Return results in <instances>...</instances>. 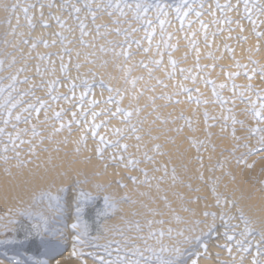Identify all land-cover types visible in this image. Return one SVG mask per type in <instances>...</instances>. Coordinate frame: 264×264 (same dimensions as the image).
Returning a JSON list of instances; mask_svg holds the SVG:
<instances>
[{"label": "bare ground", "instance_id": "6f19581e", "mask_svg": "<svg viewBox=\"0 0 264 264\" xmlns=\"http://www.w3.org/2000/svg\"><path fill=\"white\" fill-rule=\"evenodd\" d=\"M77 1L79 0H1L0 3V19L4 25L5 28H9L6 29L8 30V36L5 38L6 42L11 43L10 47H14V46H18V50L11 55V59L17 61L20 65L17 66V68H24L22 71H24L25 73H27V75L29 76L28 80L29 81V85H33L35 88L32 89L30 92L28 91L26 94V87L24 91V85H23V91L25 92V94L28 96V101H26L27 98H24V100L26 102L25 105H23L22 107L18 108L19 106L17 104L20 103V101L22 100L23 97H25L24 95H18V99L16 101L7 102V99L9 96H11L13 90H18L17 88L19 87H13L15 89L13 90H9L6 95H3L4 97L0 100V129H3V132L0 133V215L2 217V214H8L6 213L8 210L11 211V209H14V207L18 206L20 207L21 205V198L19 197V192H17L19 189H21L24 192L23 189V185H27L28 186V178L27 180H18L19 176V166L20 162H16V161H6V157L8 156L10 159L13 155H17V157L19 156V159H29L31 157H35L34 155H36V153L44 150V149H49L47 151H51L54 147H56L59 143V141L63 140L64 138H67L65 134H63V131L56 133V128L59 127V125L61 123H71L72 122V113L76 114V123L72 124V127L70 128L69 131H71V136L70 138H74V137H78L80 138L81 135H85L83 133L85 124L89 125V127H91L92 125H96L99 126L100 124L105 125L107 127H111L113 128L116 127L117 129H119L120 131V135L121 137H119V144H123L127 146V149L129 150L127 153V155L129 156L130 153L135 152V150H132L131 145L134 143V141L136 140V137H140V133H142V131L139 133L138 130V124H134V119L136 117H132V115L130 117H126L125 115H121L119 113H117L115 116L112 115V113H116L117 111V106L120 105V97H122L121 95H119V97L117 98V100L115 102H110L109 101H105L101 100V94L100 92H102L101 90L99 91L96 86V88H92V89H88L84 92H89V98L86 102H82L79 104H76L75 101H77L80 98V92L79 90H77L76 86L73 88L71 87L72 85H70L71 83L73 84V80L78 81L76 79H74V76L76 75L75 72L76 71H81L83 74L88 73V72H93L91 73L89 76V78H91V82H93L92 80L96 79V72L97 70L92 71L89 70L90 66L92 68L93 65H95L94 63L92 65L89 66L88 61L87 60H83L87 57H96L97 55V51L100 50V48H102L104 46V44H106L105 41H103L102 39L105 37H107L108 41L109 40H113L115 39L116 35V31H118L116 28V26H110L107 28V31L110 30V32L106 31V29L99 27L100 23L103 22L105 23L104 20V16H110L109 13L112 12V10L107 9V2L104 0H97L98 2L94 3L92 2V0H81L80 4H77ZM94 1V0H93ZM111 1V0H110ZM109 1V2H110ZM114 1V0H113ZM244 1V5H240L239 0H188L187 3L184 2V0H179L175 6H169L167 3L165 2H161L159 4L158 7V14L157 12H153L155 14H157L156 16H153L152 14H148L146 19V22H152L153 20H157L155 21V23H151L150 25H148L144 30L142 31H138L137 27H132V29L130 31H133L132 35H133V39L135 40V44L132 45L133 42H128L126 44V46L124 48H118L116 51L117 52H121V51H126V52H131L132 57L127 61V63H125L124 69L122 70V75L125 74L126 75H130L129 76V80L127 81V83L125 84L124 88L122 90H119L116 87L115 91H121L120 93H127L128 95H130L132 92H136V91H140V82L139 85H137L136 87H134V82L136 80H138L139 78L142 79V77L140 76V74H142L143 72L147 73L146 77H144V79H148L149 76L153 75V78H157L159 80V82L161 83V87L156 89L154 87V89L158 92H163V94L165 95L167 92L166 87H168L167 83H168V79H171V81H176L179 79H176L177 77V73L176 70L178 69V71H186L187 73V64L189 63L188 61L191 60L189 59L191 52L193 55H197L200 54V52L205 49V51L208 50V53H215V58L212 55L211 57V62H209L208 68L206 67V72L205 73H209V71H212L214 75L219 76L220 78H217L215 80V85L217 86L218 90L220 91L221 89H219L220 85H226V87L230 86L229 80L228 83L227 81L224 82V79L227 76H234L235 79H232L231 81H233L232 83H234L233 85H238V87H243V83L241 82L242 80H240L234 70V67H231L229 65H233V63L230 64V62L228 64H226V56H222L223 53V49L221 44H228L229 48L228 51L230 50L231 53L233 52V54H235V58L239 59L242 58H254L253 60L255 61H259L260 62V66H263V70H264V52H263V48L260 47L264 46V2L262 0H243ZM112 2V1H111ZM111 2L109 3V5L111 4ZM119 2H121L119 0ZM167 2V1H166ZM10 4L11 8L8 11H5V6L6 4ZM124 3L123 1L120 3L122 4ZM82 4H85L87 7L86 10H81V6ZM113 9L115 10V8L118 7L117 4L118 0H116L115 2H113ZM119 4V7H120ZM127 4V3H125ZM174 4V3H173ZM158 5V4H157ZM216 5H220V7H216ZM225 5H229V7L225 8ZM124 6V4H123ZM122 6V7H123ZM127 6H130L127 5ZM121 7V8H122ZM126 7V6H125ZM83 8V7H82ZM118 10L116 15L110 16V18L112 20H116V19H123V18H133L134 13L128 11L129 15L123 14L124 10ZM14 9V11H13ZM84 9V8H83ZM100 9H103V11H101ZM118 9V8H117ZM96 12V15H103V17H97L96 20L92 21V16H95L94 13H91V11ZM86 12V13H85ZM199 12L200 15L199 17H197L196 13ZM5 13L4 16H1ZM176 13H181L182 18L178 21V23H175L174 16ZM185 13H188L185 16ZM20 14V15H19ZM87 14V15H86ZM112 15V14H111ZM159 15V17L157 18V16ZM144 20V19H141ZM181 21H183V26L181 25ZM185 21V22H184ZM230 21V22H229ZM23 25H17L19 23H22ZM163 23V29L160 26V23ZM44 25H47V27H44ZM23 27V28H22ZM79 28V29H78ZM3 29V28H2ZM27 29H30L31 31L29 32ZM43 29V31H41ZM27 30V31H26ZM160 30H163V33L160 32ZM253 31L256 32V35H260L261 36V40H257L255 38V35H253ZM46 32V33H45ZM215 32L216 34H218V37H215ZM44 33V34H43ZM131 33V32H130ZM129 33V34H130ZM126 34V33H124ZM128 34V33H127ZM128 34V35H129ZM164 35L165 37V41L166 43H168L169 41H171V46L172 48H169V50L174 49L173 51L169 52L168 55L164 56L163 54L166 53L161 49V44L159 42V35ZM239 34V35H238ZM127 35V36H128ZM131 35V34H130ZM135 35V36H134ZM15 36L14 39H12ZM161 38V37H160ZM124 40V38H123ZM187 41V46H183L184 44L181 45V41ZM107 41V40H106ZM118 41V40H117ZM40 42V43H39ZM114 42V41H113ZM112 42V44H113ZM184 43V42H183ZM261 43V44H260ZM41 45H48L49 47V51L52 52L50 56L46 57L45 60L42 61L41 57L42 53L44 52L42 46L38 47ZM111 44V43H110ZM119 44V43H117ZM180 44V45H179ZM186 44V42H185ZM33 45H35V47H33ZM63 45L65 47H67V49L69 50V55L65 56L64 55V48ZM108 46V44H107ZM116 46V45H115ZM118 46V45H117ZM225 46V45H224ZM44 47V46H43ZM160 47V48H159ZM177 47V48H176ZM247 47H254L253 49H255L257 47L256 50H250V52H247ZM258 47H260L258 49ZM42 48V49H41ZM104 48V47H103ZM114 48V47H113ZM116 48V47H115ZM152 48L149 53V49ZM159 48V50L161 49L162 53L159 52H155L157 49ZM163 48H165L163 46ZM106 48H104L103 51H105ZM251 49V48H250ZM16 50V49H15ZM64 51V52H63ZM176 51V52H174ZM212 51V52H211ZM99 52V51H98ZM125 52V53H126ZM188 52V53H186ZM104 53V52H103ZM173 53V55H171ZM178 53H186L184 55L187 56V54H189V57L187 58H180V63H179V68H175L173 67V64H170L169 61L173 62V57H177L180 55H177ZM227 53V51H226ZM99 55V54H98ZM163 55V56H162ZM201 55H203L201 53ZM208 55V54H207ZM228 55V54H227ZM230 55V54H229ZM103 56V55H102ZM192 56V55H191ZM194 56V58H195ZM200 55L196 56L199 57ZM206 56V55H205ZM175 57V58H176ZM203 57V56H202ZM93 58H91L93 60ZM99 58V57H98ZM97 58V59H98ZM105 58V57H104ZM193 58V61H194ZM195 58V60L197 61V59ZM234 58V55H233ZM10 59V58H9ZM11 59L9 61H11ZM77 59V60H76ZM89 59V58H88ZM90 59V60H91ZM101 59V58H100ZM106 59V58H105ZM209 59V58H208ZM71 60H76L79 62L77 63V67H72L74 66L73 63H69V61ZM87 61V63H82L83 61ZM103 60V58H102ZM109 60V59H107ZM188 60V61H187ZM81 61V62H80ZM159 61V63L161 64V66L158 68L156 67L157 63ZM236 61V60H234ZM241 61V62H242ZM42 62V63H41ZM98 62V61H97ZM100 62V61H99ZM104 62V61H103ZM113 62V58L112 61ZM117 62V61H116ZM154 62V64H153ZM175 62V60H174ZM203 62V61H202ZM208 62V61H207ZM232 62V61H231ZM240 62V63H241ZM92 63V62H91ZM102 63V62H101ZM108 63V62H107ZM121 63V61L119 62ZM117 62V65L119 64ZM136 64V67L133 69L134 64ZM150 63V64H149ZM154 66V68H151L150 65ZM156 63V64H155ZM194 63V62H193ZM198 63V62H197ZM204 63V62H203ZM218 63L220 64V67L218 66ZM105 64V63H104ZM142 64L141 66L144 67L145 65H147L145 67L144 71H140L139 67L137 65ZM149 64V67H148ZM190 64H192V62H190ZM226 64V65H225ZM97 65V64H96ZM110 65H113L110 63ZM116 65V63H115ZM116 65V69L117 66ZM120 65V64H119ZM203 65V64H202ZM76 66V65H75ZM176 66V65H175ZM191 65H189L190 67ZM194 66V65H193ZM240 66V65H239ZM22 67V68H21ZM98 67V66H97ZM101 67V64H100ZM98 67V68H100ZM106 67V66H105ZM188 67V68H189ZM236 67V65H235ZM16 68V69H17ZM47 68V71H45V69ZM95 68V69H98ZM109 68V66H108ZM111 68V67H110ZM110 68H109V72H110ZM119 68V67H118ZM237 68V67H236ZM15 69V66H14ZM14 69H11L10 72ZM63 69V71H62ZM103 69V68H102ZM120 69H122L120 67ZM143 69V68H142ZM19 72V69H17ZM15 70V71H17ZM113 70V69H112ZM111 70V71H112ZM195 69H193L194 71ZM204 70V71H205ZM239 70V69H238ZM12 71V72H13ZM102 71V70H100ZM118 71V69H117ZM121 71V70H120ZM189 71H191V69L189 68ZM80 72V73H81ZM99 72V71H98ZM196 70L193 73V76L195 74ZM238 72V71H236ZM20 73V72H19ZM22 73V72H21ZM79 73V72H78ZM81 73V74H82ZM103 73V72H102ZM143 73V74H144ZM191 73V72H190ZM191 73V75H192ZM12 74V73H11ZM13 76L14 78L17 75V73L13 72ZM75 74V75H74ZM119 74V73H118ZM179 74V73H178ZM185 74V72H184ZM184 74H182L184 76ZM26 76L24 74H21V76ZM120 77H122L121 74H119ZM167 75V76H166ZM186 75V74H185ZM196 75V74H195ZM198 75V74H197ZM20 76V79H22L23 77ZM62 76V79H61ZM80 76V75H79ZM87 76V75H85ZM102 76V75H101ZM123 76V77H124ZM144 76V75H143ZM192 76V77H193ZM200 76V77H199ZM27 77V76H26ZM78 77V76H77ZM84 77V76H83ZM99 77V78H98ZM123 77L120 78V81H118V87L122 85L123 82ZM180 77V76H179ZM197 77L201 78V75H198ZM212 77V74L210 76ZM25 78V77H24ZM23 78V79H24ZM76 78V77H75ZM100 77L99 75L97 76L96 81L100 82ZM152 78V77H151ZM185 78V77H184ZM187 78V77H186ZM198 78V80H200ZM203 78V77H202ZM11 79V77H10ZM13 79V78H12ZM9 80L10 82L13 81L15 82V80ZM18 79V78H17ZM19 79V81H20ZM78 79V78H77ZM122 79V80H121ZM128 79V78H127ZM125 79V80H127ZM254 79V78H253ZM140 80V79H139ZM150 80V78L148 79ZM181 80V79H180ZM213 80V79H212ZM255 80V79H254ZM258 80V79H257ZM257 80L255 81V83L257 84V86H259ZM95 81V82H96ZM146 81V80H145ZM214 81V80H213ZM12 82V83H13ZM144 83V81H142ZM152 82V81H151ZM182 82V80H181ZM186 82V81H185ZM201 82V80L199 81V83ZM11 83V84H12ZM78 82H75L74 84H77ZM90 83V82H89ZM97 83V82H96ZM124 83V82H123ZM171 83V82H170ZM231 83V84H232ZM10 84V83H9ZM9 84L7 83V87H9ZM14 84V83H13ZM92 84V83H91ZM91 84H89L91 86ZM142 84V83H141ZM145 84V83H144ZM169 84V83H168ZM173 84V83H171ZM175 84V82H174ZM178 84V83H177ZM198 84V83H197ZM214 84V83H213ZM212 84V85H213ZM27 85V83L25 84V86ZM124 85V84H123ZM183 85V84H182ZM4 87L3 84V89L6 90L7 87ZM30 86V87H31ZM32 86V87H33ZM151 86H154V84ZM170 86V84H169ZM173 86V85H172ZM171 86V88H172ZM180 86V82L179 85L176 87L177 91L178 88ZM203 86V85H202ZM232 86V85H231ZM11 87V86H10ZM29 88V86H27ZM78 87V86H77ZM175 87V86H174ZM184 87V86H183ZM200 86H198V88L195 90V93H197L198 95H202L200 94V90L199 88ZM6 88V89H5ZM142 88V87H141ZM169 88V87H168ZM175 88V89H176ZM182 88V87H181ZM225 88L223 90H225ZM2 89V88H1ZM0 89V90H1ZM12 89V88H11ZM79 89V88H78ZM153 89V87L151 88ZM150 91H153L151 90ZM8 90V89H7ZM51 90L53 91V94L51 93ZM142 90L144 91V89L142 88ZM181 90V89H180ZM244 91V89H239ZM3 91V90H2ZM66 91V93L68 92L69 94H67V97L69 99V101L67 102V104L69 105L73 103L72 107L69 109L70 111L67 113H65L64 115L62 114L60 119L57 120L55 118V113L60 112L59 109L62 108L63 105V101L60 100L59 104H57V101H53V98H59L61 97V94H63V92ZM172 91V90H171ZM170 91V92H171ZM177 91L173 92V100L177 101V107H172V106H167V108L165 109V114L166 112L169 113L171 111H173L174 109L180 108L181 111H186V106H187V97L183 96L182 92L177 93ZM205 91V90H204ZM6 92V91H5ZM19 92V91H17ZM117 92V93H118ZM138 92V93H139ZM157 92V93H158ZM200 92V93H199ZM14 93V92H13ZM48 93H50L49 95H47ZM65 93V92H64ZM82 93V92H81ZM116 93V92H115ZM116 93V94H117ZM137 93V94H138ZM143 93V92H142ZM150 93V92H149ZM155 93V92H154ZM193 92V94H195ZM208 93V92H207ZM1 94V93H0ZM11 94V95H10ZM85 94V93H84ZM136 94V93H135ZM145 95H143L142 99H144V97H146L148 94V92L146 91V93H144ZM153 94V93H152ZM192 96H196L193 95ZM226 94V93H224ZM17 95V94H15ZM82 95V94H81ZM87 95V93L85 94ZM127 95V97H128ZM134 95V94H133ZM140 95V94H139ZM151 95V94H150ZM157 95V94H156ZM158 95H161L158 93ZM168 95H170L168 93ZM207 96V94H205ZM105 96V95H103ZM136 96V95H135ZM141 96V95H140ZM171 96V95H170ZM206 96H201L200 100L204 101L206 98ZM210 96V95H209ZM228 96V95H227ZM139 97V96H138ZM162 100L164 99V97L167 98V96H162ZM229 97V96H228ZM1 98V97H0ZM16 98V96L14 97ZM103 98V97H102ZM124 98V96H123ZM129 98V97H128ZM132 98V96H131ZM136 98V97H135ZM189 98V96H188ZM193 98V97H192ZM195 98V97H194ZM230 98V97H229ZM127 98H125L124 101H126ZM133 99V98H132ZM232 100V98H230ZM22 100V101H24ZM129 100V99H128ZM127 100V101H128ZM139 100V99H138ZM160 100V99H159ZM190 100V99H189ZM197 100V99H196ZM123 101V102H124ZM134 101V100H133ZM143 101V100H141ZM161 101V100H160ZM159 101V102H160ZM169 101V99H168ZM208 102V100H206ZM234 101V100H233ZM130 102V101H129ZM158 103V101H156ZM162 102V101H161ZM195 102V101H194ZM205 102V101H204ZM248 102V101H247ZM250 102V101H249ZM253 101H251L250 103L252 104ZM125 103V102H124ZM122 103V107H124L127 102ZM134 104V102H132ZM155 103V104H157ZM163 103V102H162ZM168 103V102H167ZM170 103V102H169ZM173 103V102H172ZM171 103V104H172ZM198 103V101H197ZM209 103V102H208ZM230 103V100H229ZM40 104L44 105V109H42L39 113V116L36 115V112L33 109L39 108ZM144 104V102H143ZM142 104V105H143ZM203 104V103H202ZM253 104H255L253 102ZM22 104H20L21 106ZM91 105V106H90ZM128 105V104H127ZM126 105V106H127ZM196 105V104H195ZM207 105V104H206ZM213 106V104H211ZM250 105V104H248ZM257 105V104H256ZM129 106V105H128ZM127 106V107H128ZM132 106V108H131ZM135 106V104H134ZM163 106V105H162ZM212 106L209 108L212 109ZM126 107V108H127ZM142 107V106H140ZM153 107H156V105ZM190 107V106H189ZM205 107V106H204ZM215 107V106H214ZM125 108V109H126ZM129 108V107H128ZM131 108V109H130ZM130 110L127 111L128 113L131 112V110L133 111V105H130ZM164 108V107H163ZM207 108V106H206ZM90 111H89V110ZM124 109V108H123ZM149 109V108H148ZM154 108H152L153 111ZM195 109V108H192ZM192 109L191 112H192ZM210 109V110H211ZM217 109V108H216ZM61 110V109H60ZM86 110L89 111V114L87 112V114L84 115V120L83 123H81V118L79 116H81L84 112H86ZM127 110V109H126ZM178 110V109H177ZM189 110V109H188ZM189 110V111H190ZM197 110V109H196ZM209 110V109H208ZM207 110V111H208ZM258 107H256V111L258 112ZM146 111V110H145ZM151 111V109H150ZM214 111V110H211ZM217 111V110H216ZM121 112V111H120ZM161 114V111H159ZM178 112V111H177ZM176 112V113H177ZM221 110L218 111V113H220ZM61 113V112H60ZM63 113V112H62ZM93 113H99L100 115L96 116L95 119H93L92 114ZM124 113V112H123ZM147 114H149V112H145ZM173 116H175V112H173ZM184 113V112H183ZM186 113V117H187V113L189 114L188 111L185 112ZM209 113V112H208ZM214 113V112H213ZM218 113H216L215 115L217 117H219ZM136 114V113H135ZM155 114V112H154ZM159 114V116H160ZM164 114V113H163ZM163 114H161V116L163 117ZM212 114V113H211ZM158 115V114H157ZM172 115V114H171ZM183 115V114H182ZM191 117V114H189ZM188 115V116H189ZM221 115V113H220ZM136 116V115H135ZM149 116V115H148ZM156 116V114H155ZM153 116V117H155ZM165 116V115H164ZM193 116H198V115H193ZM223 116V113H222ZM17 117H19V121H17ZM83 117V116H82ZM151 117V116H150ZM149 117V118H150ZM151 117V118H153ZM167 117V116H165ZM165 117H163L165 119ZM147 118V120L144 121V124L142 129L145 130L146 132L149 133V137H152L154 135V137L156 136V134H165L164 131L166 129H163V127L161 126L162 123L161 121L163 119H158L161 120L158 122V120L156 121H151V118L149 119ZM161 118V117H160ZM174 118V117H173ZM197 118V117H196ZM221 118V117H220ZM218 118V119H220ZM81 119V120H80ZM156 119V118H155ZM154 119V120H155ZM168 119V118H166ZM171 120V117L169 118ZM168 119V122H169ZM187 119V118H186ZM189 119V118H188ZM199 119V118H197ZM201 119V118H200ZM222 119V118H221ZM250 119V118H249ZM136 120V119H135ZM174 120V119H173ZM192 120V119H191ZM217 120V119H216ZM5 121H7V123H5ZM141 121V120H140ZM172 121V120H171ZM177 122V120H175ZM180 121V120H179ZM183 121V120H182ZM180 121V122H182ZM187 121V120H184ZM192 121H196L195 118ZM220 121V120H218ZM223 121V120H222ZM246 121V120H245ZM138 122V121H137ZM136 122V123H137ZM166 122V121H165ZM165 123V124H168ZM193 122V123H194ZM198 121L195 122V124ZM248 122V119H247ZM171 123V122H170ZM187 123V122H186ZM212 123V121L210 122ZM220 123V122H219ZM77 124L79 125V127H77ZM141 124V123H140ZM183 125L185 124L184 122L180 123L179 125ZM209 124V123H208ZM213 124V123H212ZM211 124V125H212ZM222 124V123H221ZM225 124V123H224ZM249 124V122L247 123ZM176 125V123H175ZM181 125V126H182ZM192 125V124H191ZM207 126V124H205ZM218 125V123H217ZM251 125V124H249ZM126 126H129L130 129ZM167 126V125H166ZM174 126V125H173ZM184 126V125H183ZM197 126V131H201L202 132V128L203 126H201V123L199 121V123L196 124ZM214 126V125H213ZM216 126V125H215ZM255 126V125H254ZM253 126V127H254ZM169 127V126H168ZM172 127V126H171ZM193 127V126H192ZM218 126H216L217 128ZM224 127V126H223ZM245 127V126H243ZM67 128V127H66ZM100 128V127H99ZM104 128V127H103ZM167 128V127H166ZM178 128V127H177ZM176 128V129H177ZM187 128V127H186ZM185 130L183 132H181V136L179 137L178 142L174 143L175 146L177 143L181 142L184 143L183 146H181L182 148L180 151L181 156L178 155V153L175 152H170L169 148L167 146V153L163 154L162 152H159L161 150H159L158 152H154L153 150L151 152H149L148 154L145 152V155H139V151H138V155L139 158H141L143 161L141 163L138 164H134L135 166L131 168V170H133V173H137V171L143 170L144 173H147V182H144L146 185L145 189L139 187L140 193L143 195L145 194L146 190V197L147 200H144V205L145 207L148 208L149 212L151 213V219L147 220L148 223H153L154 218L152 216V214L155 213V218L158 217V213H156L155 211L159 210L160 211V215H162V217L167 219V224H166V232L165 234H172V230H179V232L182 230L180 222L178 220V213L182 212L181 217L183 219H187L185 220V223L188 224L189 223V227L191 224L192 229L195 227V223H191L189 219L190 215L192 214V216L195 218L196 223L199 222L200 220L204 219V213L207 212H211V215H215L217 218L216 220L213 222L210 220L209 223L212 224H216V231L213 234L212 238L208 241L203 243L197 253V256H195L193 260L190 259L189 262H187L188 264H251V261L253 259L257 260L260 257H258L259 255L256 254V250L252 251L251 250V254L246 256L244 254V250L239 246V249L237 247V245L240 243L239 241L234 242H229L226 238V235H232L233 233H235L238 229H240L243 226V222H241V220L239 219L240 216H243L245 221H248V219L250 217L253 216L254 214V209L250 208V207H244V203L246 202L247 198L244 196L243 199L240 198V194L238 192H235V190L233 189V186L231 184V182L228 181V177L223 176V169L225 170L224 167H226L228 165V162H230L229 160L231 158H229L230 154H222L220 152L221 149H217L216 152H213V156H212V151L214 150H210L208 143H204V141L199 140L200 146L196 147V146H190L188 147L187 145L189 144L188 139L190 137H187V131L189 130ZM206 128V127H205ZM249 128V127H247ZM246 128V129H247ZM98 129V128H97ZM106 129V128H105ZM103 129V130H105ZM141 129V128H140ZM168 129V128H167ZM175 129V127H174ZM181 128L179 127L178 130H180ZM193 129V128H192ZM251 129H252V125H251ZM254 129V128H253ZM256 129V127H255ZM102 130V129H101ZM102 130V132H99L96 136V140L95 143H97L100 139V137H103V139L107 142V140H110V142H112L111 138L114 136L112 134H104V131ZM113 130V129H112ZM111 130V131H112ZM172 130V129H171ZM193 130V131H196ZM218 130V128H217ZM221 130V129H220ZM223 130V129H222ZM249 130V129H248ZM34 131L36 134H34ZM100 131V130H99ZM173 131V130H172ZM176 131V130H175ZM195 132V133H200V132ZM224 131V130H223ZM245 131V130H244ZM243 131V132H244ZM116 132V131H115ZM178 132V131H177ZM204 132V131H203ZM206 132H208L206 130ZM66 133V132H65ZM205 133V132H204ZM67 134V133H66ZM70 134V133H69ZM68 134V135H69ZM118 134V135H119ZM143 134V133H142ZM220 134V133H219ZM250 134V133H249ZM119 135V136H120ZM152 135V136H150ZM166 135V134H165ZM176 135V134H175ZM189 135V134H188ZM191 135V134H190ZM204 135H208V134H204ZM221 135H224L221 133ZM244 135V134H243ZM247 135V134H246ZM86 141L84 143V146H82L83 151L80 152L83 156V153H89L92 151V149L94 148V146L96 145L93 140L94 138L92 137L91 133L87 134L86 133ZM146 136V135H145ZM173 136V135H168ZM167 136V137H168ZM177 136V135H176ZM226 136V135H225ZM118 137V136H117ZM198 137V136H197ZM202 137V136H201ZM200 137V138H201ZM204 137V136H203ZM208 137V136H207ZM214 137V136H213ZM218 137V136H217ZM222 137V136H221ZM51 138L53 140V142L51 143ZM76 138V141L77 139ZM147 138V137H146ZM146 138H142L143 140L141 141H146ZM164 137L162 136V139ZM171 138V137H170ZM199 138V137H198ZM219 138V137H218ZM215 139L213 144L216 145H220V147H223L221 145H223V143H225L224 141H222L220 138L219 140ZM223 138V137H222ZM226 138V137H225ZM224 138V139H225ZM249 138V137H248ZM151 139V138H150ZM149 139V140H150ZM154 139V138H152ZM152 139L150 142H152ZM161 139V138H160ZM174 139V136H173ZM195 139V138H194ZM204 139V138H203ZM213 139V140H214ZM23 140L25 141V143L20 144V141ZM169 140V139H168ZM197 140V139H196ZM205 140V139H204ZM212 140V139H211ZM221 140V141H220ZM228 140V139H227ZM247 141H249L248 139H246ZM11 141H15V144L19 145V147H16L15 145H13L11 143ZM58 141V142H57ZM71 141V140H70ZM73 141V140H72ZM79 141V139H78ZM140 141V142H141ZM157 141V140H156ZM163 141V140H161ZM165 141V139H164ZM172 141V140H171ZM208 141V140H207ZM226 141V140H225ZM244 141V140H243ZM242 141V142H243ZM62 142V141H61ZM75 142V140H74ZM109 142V141H108ZM107 142V143H108ZM167 142V140H166ZM165 142V143H166ZM188 142V143H187ZM197 142V141H196ZM213 142V141H212ZM246 142V141H245ZM250 142V141H249ZM63 143V142H62ZM68 143V142H67ZM70 143V142H69ZM76 143V142H75ZM80 143V142H79ZM138 143V141H137ZM146 143V142H145ZM187 143V145L185 144ZM192 143V142H191ZM64 144V143H63ZM81 144V143H80ZM110 144V143H108ZM136 144V143H135ZM154 144V143H153ZM156 144V143H155ZM159 144V143H158ZM163 144V142H162ZM168 144V142H167ZM170 144V143H169ZM65 145V144H64ZM143 145V144H142ZM151 145V144H150ZM150 145H147V150H149L148 148L150 147ZM179 145V144H178ZM212 145V144H211ZM228 145V144H227ZM250 145V143H249ZM71 146V144H70ZM69 146V148H70ZM81 146V145H80ZM145 146V145H144ZM149 146V147H148ZM187 146V147H186ZM229 146V145H228ZM227 146V148H228ZM59 147V146H58ZM63 147V146H62ZM60 146V148H62ZM65 147V146H64ZM63 147V148H64ZM157 146H155L154 148H156ZM165 147V145H164ZM163 147V148H164ZM174 147V146H173ZM177 147V146H176ZM175 147V148H176ZM214 147V146H213ZM230 147V146H229ZM264 147V146H263ZM62 148V149H63ZM68 148V149H69ZM81 148V149H82ZM97 148H100L101 150V155H103L102 158L106 157H111L112 158V153H116L118 154V152L121 151H117L118 147L116 148H111V149H106V150H102V148L99 146ZM105 147L103 146V149ZM153 148V149H154ZM174 148V149H175ZM216 148V147H215ZM261 148V146L259 147ZM4 149H7V151H4ZM71 149V148H70ZM69 149V150H70ZM76 149V148H75ZM131 149V150H130ZM165 149V148H164ZM166 149V150H167ZM56 150V149H55ZM61 150V149H60ZM95 150V149H94ZM138 150V148H137ZM146 150V149H145ZM232 150V149H231ZM67 151V149H66ZM65 151V152H66ZM81 151V150H80ZM133 151V152H132ZM163 151V150H162ZM175 151V150H173ZM215 151V150H214ZM46 152V151H45ZM63 152V151H62ZM96 152V151H95ZM143 152V153H144ZM47 153V152H46ZM51 153V152H50ZM59 153V152H57ZM67 153V152H66ZM93 153V152H92ZM40 154V153H39ZM39 154L36 155V157L38 158V156H40ZM52 154V153H51ZM55 154V152H54ZM60 154V153H59ZM73 154V153H72ZM42 155V153H41ZM45 158H46V154H44ZM48 155V154H47ZM50 155V154H49ZM56 155V154H55ZM61 155V154H60ZM67 155V154H66ZM88 155V154H86ZM85 155V156H86ZM131 155V154H130ZM11 156V157H10ZM53 156V155H51ZM68 156H69V152H68ZM76 156V155H74ZM81 156V157H82ZM84 156V157H85ZM92 156V155H91ZM89 156V157H91ZM212 156V157H211ZM35 157V159H36ZM43 157V158H44ZM48 157V156H47ZM54 157V156H53ZM52 157V158H53ZM60 157V156H59ZM58 157V158H59ZM71 157V155H70ZM83 157V158H84ZM88 157V156H87ZM85 157V159L87 158ZM149 157L150 160L148 162H145V158ZM184 157V161H183V169L181 170L179 167H176L174 164L177 161H180L181 158ZM256 157L258 159H263L264 158V152L263 153H259L256 155ZM15 158V157H14ZM44 158V160H46ZM74 158V157H73ZM93 158V157H92ZM91 158V159H92ZM135 156L134 153L133 155H131V159L134 160ZM13 159V158H12ZM17 159V158H16ZM34 159V161H35ZM79 159V158H78ZM84 159V160H85ZM101 159H98L101 160ZM137 159V158H136ZM172 160V162H168V160ZM8 160V159H7ZM15 160V159H14ZM31 160V159H30ZM33 160V158H32ZM42 160V159H41ZM57 160V159H56ZM72 160V159H71ZM70 160V162H71ZM83 160V159H82ZM89 160V159H88ZM108 160V159H107ZM110 160V159H109ZM112 160V159H111ZM114 160V159H113ZM28 161V160H27ZM26 161V162H27ZM33 161V162H34ZM38 161V160H37ZM53 161L54 158H53ZM52 161V162H53ZM92 161V160H90ZM135 161V160H134ZM140 161V160H139ZM234 161V160H233ZM233 161L231 163H233ZM249 161V160H248ZM22 162V161H21ZM48 162V161H47ZM51 162L50 165H53V163ZM75 162V161H73ZM94 162V160H93ZM91 162V163H93ZM104 162V161H103ZM110 162V161H108ZM113 162V161H112ZM118 162V161H117ZM126 162V160H125ZM24 163V160H23ZM30 163V161H29ZM32 163V161H31ZM36 165L37 162L35 161ZM39 163V162H38ZM56 164V162H54ZM90 163V164H91ZM114 163V162H113ZM120 163V162H119ZM230 163V164H231ZM261 163H263L264 166V161L262 160ZM260 163V164H261ZM22 164V163H21ZM27 164V163H26ZM34 163H32L31 165H33ZM40 164V163H39ZM45 164V163H44ZM64 164V163H63ZM63 164H61V168L62 167L65 168V166H62ZM84 164V163H83ZM107 164V161L105 162V165ZM111 164V163H110ZM179 164V163H178ZM23 165V164H22ZM48 164L46 163V166ZM81 165V164H80ZM79 165V166H80ZM97 165V164H96ZM125 165V164H124ZM235 165V164H234ZM262 165V164H261ZM260 165V166H261ZM41 166V165H40ZM45 166V167H46ZM85 166V165H83ZM93 166V164H92ZM108 166V164H107ZM241 166V165H240ZM259 166V167H260ZM25 167V165H24ZM33 167V166H31ZM29 167V170L30 168ZM39 169V166H37ZM44 168V166H42ZM42 167H40V169H42ZM72 167V166H71ZM76 167V166H75ZM91 167V166H90ZM109 167V166H108ZM116 167V166H115ZM119 167V166H118ZM181 167V166H180ZM231 167V166H230ZM238 167V166H237ZM49 168V167H48ZM59 167H57L56 169H58ZM74 168V167H73ZM72 168V169H73ZM77 168V167H76ZM84 168V167H83ZM102 167H100L101 170ZM111 169V167H109ZM253 168V167H252ZM256 168V165H255ZM23 169V167H22ZM34 169V168H33ZM51 169V168H50ZM54 169V172L55 170ZM106 169V167H105ZM117 169V167H116ZM121 169V168H120ZM155 169H159V171L155 170ZM233 169V168H232ZM261 169V168H258ZM26 170V167H25ZM35 170V169H34ZM37 170V169H36ZM44 170V169H43ZM74 170V169H73ZM86 170V169H85ZM93 171V168L91 169ZM90 170V172H91ZM107 170H109L107 168ZM113 170V167H112ZM115 170V169H114ZM118 170V169H117ZM136 170V171H135ZM237 170V169H236ZM40 171V170H39ZM57 171V170H56ZM79 171V170H78ZM82 171V170H81ZM89 170L86 171V173ZM95 171V170H94ZM99 173V170H97ZM96 171V172H97ZM121 171V170H120ZM118 171V174L119 172ZM253 171H255L253 169ZM263 171V170H262ZM30 172V171H29ZM48 172V171H47ZM80 172V171H79ZM89 172V174H90ZM95 172V173H96ZM102 172V171H101ZM106 172V170H105ZM110 172V170L108 171ZM247 173V171H245ZM244 172V173H245ZM251 172V170H250ZM26 173V172H25ZM36 173V171H35ZM39 172H37L38 174ZM46 173V172H45ZM49 173V172H48ZM96 173V174H98ZM111 174H113V172H110ZM109 173V174H110ZM121 173V172H120ZM142 173V172H141ZM225 173V172H224ZM228 173V172H227ZM238 173V172H236ZM263 173V172H262ZM261 173V177H259L258 182L259 185L254 183L252 186L251 184H247L245 186L246 188V192L251 193L253 192L254 194V198L251 197L252 199L250 200L252 204H256V206L258 208H262L264 207V174ZM24 174V173H23ZM20 174V175H23ZM31 174V173H30ZM29 174V175H30ZM41 174V173H40ZM44 174V173H43ZM58 174V171H57ZM122 174L124 175V173L122 172ZM253 175L256 174V172L252 173ZM26 176V174H24ZM35 175V174H33ZM39 175V174H38ZM37 175V177H39ZM42 175V174H41ZM46 175V174H45ZM51 175V173L49 174V176ZM138 175V174H137ZM31 176V175H30ZM48 176V175H47ZM95 176V174L93 175V177ZM97 176V175H96ZM108 176V174H107ZM111 175H109L110 177ZM115 176V175H114ZM119 176V175H118ZM237 176V175H236ZM36 177V178H37ZM44 177V175H43ZM46 177V176H45ZM44 177V178H45ZM51 177H53V175H51ZM113 177V176H111ZM116 177V176H115ZM122 177V175H121ZM118 177V178H121ZM136 177V176H135ZM141 177V176H140ZM240 177V176H239ZM246 177V174H245ZM244 177V178H245ZM252 177V175H251ZM255 177V176H253ZM33 178V177H32ZM35 178V177H34ZM33 178V179H34ZM40 178V177H39ZM38 178V179H39ZM58 178V177H57ZM69 178V176H68ZM71 178V176H70ZM102 178H107L106 176H102ZM101 178V179H102ZM114 178V177H113ZM145 178V179H146ZM22 179V178H21ZM26 179V178H25ZM31 179V178H30ZM32 179V180H33ZM52 179V178H51ZM65 179V178H63ZM72 179V178H71ZM94 179V182H96L97 180ZM100 179V180H101ZM108 179V178H107ZM142 179V178H141ZM236 179V178H234ZM246 179V178H245ZM244 179V180H245ZM254 179V178H252ZM251 179V180H252ZM42 180V179H41ZM45 180V179H44ZM50 180V178L48 179V181ZM56 180V179H55ZM99 180V181H100ZM116 180V178L114 179V181ZM125 178H123L122 183H120L121 185L124 183ZM133 180V179H132ZM237 180V179H236ZM249 180V181H251ZM36 181V180H35ZM52 182V180H50ZM93 181V180H92ZM105 182V180H102V182ZM138 181H141L140 178L138 179ZM144 181V179H143ZM142 181V182H143ZM162 181V182H161ZM235 181V180H234ZM243 181V180H242ZM47 182V181H46ZM56 182V181H55ZM54 182V183H55ZM69 183V181H66V183ZM93 182V183H94ZM101 182V181H100ZM112 182V180H111ZM125 182H127L125 180ZM253 182V181H252ZM35 183V182H34ZM33 183V185H34ZM38 183V182H37ZM43 183V180L41 182V185ZM50 184V182H47ZM57 183V182H56ZM67 183V184H68ZM106 183V182H105ZM113 183V182H112ZM251 183V182H250ZM30 185L32 184L29 183ZM36 184V183H35ZM40 184V183H39ZM46 186V183H44ZM44 184L43 189H44ZM52 184V183H51ZM64 184V183H63ZM115 184V182H114ZM131 186V183H127V185ZM139 184H141V182H139ZM239 184V183H238ZM243 184V183H242ZM54 185V184H53ZM107 185V184H106ZM126 185V184H125ZM128 185V186H129ZM136 185H137V181H136ZM240 185V184H239ZM26 186V187H27ZM38 186V184H37ZM49 186V185H48ZM64 186V185H62ZM66 186V184H65ZM64 186V187H65ZM89 186V185H88ZM116 186V184H115ZM127 186V187H128ZM153 186H155V188H153ZM29 187V186H28ZM27 187V188H28ZM31 187V186H30ZM29 187V188H30ZM87 187V186H86ZM26 188V189H27ZM37 188V187H36ZM40 188V186L38 187ZM48 188V187H46ZM50 188H53L50 186ZM61 188V187H59ZM89 187H87L88 189ZM115 188V187H114ZM118 188V187H117ZM116 188V193L121 191ZM136 188V187H135ZM243 188V187H242ZM32 189V187H31ZM35 189V187H34ZM63 189V187H62ZM111 186L110 189L111 190ZM128 189V188H127ZM251 189H253L251 191ZM20 190V191H21ZM37 190V189H35ZM45 190V189H44ZM44 190L43 193L45 192ZM48 190V189H47ZM51 190V189H50ZM49 190V191H50ZM54 190V189H53ZM61 190V189H60ZM72 190V189H71ZM107 191V189H105ZM243 190V189H242ZM263 190V192H261ZM30 191V190H29ZM28 189L26 192H28ZM33 191V189H32ZM126 191V190H125ZM137 191V190H135ZM22 192V193H23ZM26 192H24V195L27 194ZM52 192V190L50 191ZM71 191H69L70 193ZM244 192V190H243ZM31 193V191H30ZM48 193V192H47ZM53 193V192H52ZM68 193V192H67ZM108 193V192H105ZM127 193V192H125ZM124 193V194H125ZM51 194V193H50ZM73 194V193H71ZM110 194V193H109ZM122 194V193H121ZM132 194V193H131ZM135 194V193H134ZM132 194V195H134ZM139 194V193H138ZM22 195V194H21ZM28 195V194H27ZM47 195V194H46ZM55 195V194H54ZM65 195V194H64ZM74 195V194H73ZM104 195V193H103ZM118 195H120L118 193ZM247 195V194H246ZM29 196V195H28ZM27 196V197H28ZM45 196V195H44ZM48 196V195H47ZM116 196V195H115ZM121 196V195H120ZM126 196V195H125ZM138 196V195H137ZM26 197V198H27ZM49 197V196H48ZM65 197V196H64ZM106 197V196H105ZM108 197V196H107ZM110 197V196H109ZM117 197V196H116ZM134 197V196H133ZM248 197V196H247ZM23 198V197H22ZM26 198L24 199L25 201ZM71 198V197H70ZM69 197H66L63 199L64 202L68 203L69 202ZM76 198V196H75ZM131 198V197H130ZM217 198L220 199L221 203L223 204V207H217ZM28 199V198H27ZM138 199V198H136ZM146 199V198H145ZM250 199V198H249ZM135 200V199H134ZM141 200V198H140ZM23 201V200H22ZM29 201V199H28ZM136 201V200H135ZM233 201V203H232ZM24 202V201H23ZM22 202V204H23ZM132 202V200H131ZM139 202V201H137ZM234 202H238L237 204H235ZM142 203V201H141ZM234 205L233 207H229V204ZM247 203V202H246ZM249 203V202H248ZM65 204V203H63ZM73 204V202L71 203V205ZM76 204V203H75ZM138 204V203H137ZM142 204V205H143ZM67 205V204H66ZM78 205V204H77ZM76 205V206H77ZM69 206V205H68ZM248 206V204H247ZM256 206H254V208L258 209ZM73 207V206H72ZM138 207V206H137ZM145 207H143L145 209ZM253 207V206H252ZM21 208V207H20ZM69 208V207H68ZM74 208V207H73ZM72 208V209H73ZM142 208V209H143ZM16 209V208H15ZM64 209V208H63ZM71 209V208H70ZM70 209H65L64 211H61V215H58L57 219L55 222H57V224H59L62 220H66L71 218L69 221H67V227L66 229L63 231V234L67 235L68 239H69V249L66 251L65 254L63 255H57L55 253H49L46 257L42 258L43 260H45L47 262V264H74L72 260H71V256L72 254H74L75 251H78V247L74 246L73 241L74 240H78L79 236L76 233L78 230L77 228L75 229V231L72 230V225L76 224V218H73L71 216H73V212ZM132 209V207H131ZM141 209V210H142ZM143 209V210H144ZM79 210V209H78ZM77 210V211H78ZM147 210V209H145ZM260 210V209H258ZM25 211V210H24ZM22 211V212H24ZM133 211V210H132ZM140 211V210H139ZM262 211V210H261ZM28 212V211H27ZM27 212L25 214H27ZM135 212V211H134ZM133 212V213H134ZM143 212V211H142ZM131 214V212H129ZM137 213V212H136ZM219 213V214H218ZM223 213L224 217L227 219L228 224L225 225L222 223L221 219H220V214ZM261 213V212H260ZM20 214V213H19ZM24 214V213H23ZM77 214V213H76ZM128 214V213H127ZM140 214V213H139ZM143 214V213H142ZM262 214V213H261ZM10 215H13L10 213ZM9 215V216H10ZM75 215V214H74ZM137 215V214H136ZM210 215V216H211ZM127 216V215H126ZM150 216V215H149ZM8 217V216H7ZM137 217V216H136ZM140 217V216H139ZM142 217V216H141ZM144 217V216H143ZM161 217V218H162ZM180 217V219H181ZM6 218V217H4ZM4 218H0L4 219ZM12 218V217H11ZM127 218V217H126ZM145 218V217H144ZM264 218V217H263ZM130 219V217H129ZM132 219V217H131ZM134 219V218H133ZM141 219V218H140ZM160 219V218H159ZM211 219V218H210ZM6 220H8L6 218ZM78 220V219H77ZM144 220V219H143ZM261 220V219H260ZM5 221V220H4ZM11 221V220H10ZM130 221V220H129ZM134 221V220H133ZM146 221V222H147ZM158 222V218L156 220ZM164 221V220H162ZM181 221V220H180ZM205 221V220H204ZM262 221V220H261ZM8 222V221H7ZM5 222V223H7ZM122 222V221H121ZM136 222V221H135ZM138 222V221H137ZM161 222V220L159 221ZM206 222V221H205ZM264 222V221H263ZM4 223V222H2ZM127 223V222H126ZM129 223V222H128ZM127 223V224H128ZM131 223V222H130ZM134 223V222H133ZM144 223V222H143ZM164 223V222H163ZM182 223V222H181ZM78 224V222H77ZM120 224V223H119ZM124 223H122L123 225ZM132 224V223H131ZM139 224V223H136ZM147 224V223H146ZM172 224L174 228L169 227L168 225ZM202 224V223H200ZM206 224V223H205ZM122 225H119L122 227ZM126 225V224H125ZM123 226L126 228V226ZM160 225V224H159ZM162 225V224H161ZM164 225V224H163ZM162 225V227H163ZM199 225V224H198ZM232 225H237V227L232 228ZM3 226V225H1ZM129 226V224H128ZM135 226V225H134ZM139 226V225H138ZM145 225L142 226V228ZM186 226V225H185ZM212 226V225H211ZM122 227V228H123ZM132 227V226H131ZM153 227V226H152ZM160 227V226H159ZM181 227V228H180ZM187 227V226H186ZM258 227V226H257ZM262 227V226H261ZM57 228V227H56ZM120 228V227H119ZM134 228V227H133ZM140 228V229H142ZM149 228V226H148ZM151 228V227H150ZM202 228V227H201ZM207 228V227H206ZM124 229V228H123ZM127 229V228H126ZM190 229V228H189ZM261 229V228H260ZM58 230V229H56ZM77 230V231H76ZM125 230V229H124ZM123 233L124 234V231ZM137 230V229H134ZM146 230V229H145ZM156 230V229H155ZM119 231V230H118ZM122 230L120 229V232ZM128 231V229L126 230ZM130 231V230H129ZM141 231V230H140ZM161 230L159 229V232ZM186 231V230H185ZM185 231H182L180 233H185ZM191 231V230H190ZM194 231V230H193ZM199 231V230H198ZM208 231V230H207ZM241 231V230H239ZM79 232V231H78ZM138 232V231H137ZM152 232V231H150ZM154 228H153V233H154ZM157 232V231H156ZM201 232V231H200ZM263 232V231H262ZM126 233V232H125ZM128 233V232H127ZM130 233V232H129ZM132 233V232H131ZM135 233V232H134ZM142 233V235L144 234L143 232H139V234ZM146 233V232H145ZM161 233V232H160ZM198 233V232H197ZM206 233V232H205ZM211 233V232H210ZM61 234V233H58ZM62 234V235H63ZM117 234V233H116ZM120 234V233H119ZM133 234V233H132ZM137 234V233H136ZM151 234V233H150ZM156 234V233H155ZM166 234V235H167ZM175 234V233H174ZM128 235V234H126ZM134 235V234H133ZM158 235V233H157ZM161 235V234H160ZM176 235V234H175ZM174 235V236H175ZM200 234L198 233L197 236H199ZM212 235V234H211ZM120 236V235H119ZM131 236V235H129ZM128 236V238H129ZM135 236V235H134ZM145 236V235H143ZM152 236V234H151ZM156 236V235H155ZM164 236V235H163ZM169 236V237H170ZM177 236V235H176ZM184 236V235H182ZM187 235H185L186 237ZM193 236V235H192ZM197 236H195L196 238H198ZM60 237V238H59ZM56 237L55 241H56V245L55 247L58 246V248L62 247L63 241L64 240H60L62 236ZM66 237V236H65ZM64 237V238H65ZM118 237V236H117ZM132 237V236H131ZM159 236H157L158 238ZM181 238V236H179ZM194 237V238H195ZM127 238V236H126ZM134 238V237H133ZM131 239L130 241L133 242L134 239ZM138 236L135 238L137 239ZM147 238V236H146ZM152 238V237H150ZM156 238V237H155ZM156 238V239H157ZM164 238V237H163ZM162 238V239H163ZM171 238V237H170ZM175 238V237H174ZM191 238V237H190ZM238 238V237H236ZM87 239V238H86ZM111 239V238H110ZM114 239V238H113ZM116 240H118L117 238H115ZM114 239V240H115ZM141 239V237H140ZM149 239V238H148ZM156 243H158V240ZM168 238H166L167 240ZM112 240V241H114ZM121 240V239H120ZM125 240V237H124ZM138 240V239H137ZM136 240V242H137ZM174 240V239H173ZM177 240V237H176ZM197 240V239H196ZM86 241V240H85ZM84 241V242H85ZM99 241V240H97ZM101 241V240H100ZM127 241V240H126ZM143 241V240H142ZM147 242V240H144ZM161 241V240H160ZM168 241V240H167ZM170 241V240H169ZM175 241V240H174ZM193 241V240H192ZM241 241V238H240ZM255 240H253L254 242ZM117 242V241H116ZM119 242V241H118ZM123 242V241H121ZM140 242V241H139ZM145 242V243H146ZM151 242V240H150ZM188 242V241H187ZM237 242H239L237 244ZM252 242V243H253ZM101 243V242H100ZM125 243V242H124ZM124 243H122L124 245ZM131 243V242H130ZM128 243V244H130ZM144 243V244H145ZM153 243V240H152ZM163 243V242H162ZM165 243V241H164ZM168 243V242H167ZM251 243V244H252ZM256 243V241L253 243L252 246H254V244ZM90 244V243H89ZM95 244V243H94ZM93 244V246H94ZM133 244V243H131ZM130 244V245H131ZM139 244V243H137ZM143 244V243H142ZM141 244V245H142ZM186 244V243H184ZM190 244V243H189ZM1 245V244H0ZM101 245V244H100ZM121 245V244H120ZM121 245V246H123ZM127 248V244H125ZM129 245V246H130ZM136 245V244H135ZM129 247V249L126 248H122L124 250V252L127 253H135V249L136 247ZM154 245L156 246V244L154 243ZM154 245L152 247H154ZM161 245V243H160ZM168 245V244H167ZM188 245V244H187ZM96 246V245H95ZM98 246V245H97ZM137 246V245H136ZM162 246V245H161ZM191 246V245H190ZM66 247V246H64ZM104 247V246H103ZM160 247V246H159ZM163 247V246H162ZM97 248V247H96ZM147 248V247H146ZM145 248V250H147ZM150 248V247H149ZM167 248V247H166ZM165 248V249H166ZM227 248H231L232 251L231 253H229L228 251H226ZM246 248V247H245ZM248 248V247H247ZM264 247H262L261 249V253L264 254ZM2 249V248H1ZM67 249V248H66ZM88 249V248H87ZM98 249V248H97ZM121 249V247H120ZM144 251V249H142ZM141 250V251H142ZM150 250V249H149ZM156 250V249H154ZM158 250V249H157ZM156 250V251H157ZM161 250V249H160ZM159 250V251H160ZM163 250V249H162ZM170 250V248H169ZM63 251V250H62ZM95 251V250H94ZM140 251V252H141ZM148 251V250H147ZM159 251H157L158 253H160ZM164 251V250H163ZM83 252V251H82ZM89 252V250H88ZM87 252V253H88ZM97 252V258L98 260H103L104 264H108V260H109V253H111V259H116V250L113 249H102V250H98L95 251ZM152 252V249H151ZM22 253V252H21ZM77 253V252H75ZM79 253V251H78ZM85 253V251L83 252ZM167 253H170V255L172 254V251H167ZM0 254L2 255H6L3 252H1ZM90 255L95 254L93 252V250L91 252H89ZM125 254V253H124ZM141 253H138L134 256H128L125 257L126 259V264H131V261L134 259H139L138 256H140V258L142 257L141 255H139ZM146 254V252L144 253ZM148 254V252H147ZM153 254V253H152ZM151 254V255H152ZM155 254V253H154ZM138 255V256H137ZM163 255V254H162ZM8 256V255H7ZM78 257V255H76ZM145 257L148 255H144ZM168 256V255H167ZM11 256H8V258H10ZM21 257V258H20ZM20 257H14L13 256L11 258H13L11 260L13 262V264H15V262L19 261V264H31V262L33 260H39L36 259L32 254L29 253H22L20 255ZM87 257V256H86ZM152 257V256H151ZM151 257L146 258L147 260H149L151 262V264H160L161 259L158 260H152ZM155 257V256H154ZM158 257V256H156ZM160 257V256H159ZM166 257V256H165ZM164 257V259H165ZM88 258V257H87ZM162 258V257H161ZM77 259V258H75ZM84 259V258H83ZM82 259V260H83ZM168 259V258H167ZM78 260V259H77ZM86 260V259H85ZM170 260V259H169ZM10 261V262H11ZM80 261V259H79ZM95 261V260H94ZM168 261V260H167ZM194 262V263H193ZM77 263V262H76ZM186 263V264H187ZM2 264V263H1ZM85 264H89V263H85ZM143 264V262H142ZM164 264H168V262H165L164 260ZM260 264H264V259H262L260 261Z\"/></svg>", "mask_w": 264, "mask_h": 264}, {"label": "rangeland", "instance_id": "374dc122", "mask_svg": "<svg viewBox=\"0 0 264 264\" xmlns=\"http://www.w3.org/2000/svg\"><path fill=\"white\" fill-rule=\"evenodd\" d=\"M7 1V0H6ZM9 1V0H8ZM80 1L81 0H79V1H77V4H80ZM104 1V0H103ZM106 2H107V9H108V11L109 10H112V12H111V14L112 15H110V16H113V15H116L118 12V10H120V8L123 6V4H124V6L121 8V10H124V12H123V14H128L129 15V13H128V11H130V12H133V13H135V16H133V18H123L122 20L121 19H116V20H112L111 18H110V16L108 17V16H104V20H105V23L103 22V20H102V22L100 23V26L99 27H102V28H104V29H106V31H107V28L108 27H110V26H116L117 28V30L118 31H116V33H115V35L117 34V33H119V34H117L116 35V37H115V39H113V40H109L108 41V39H107V37H105V39L103 38L102 40L103 41H105L106 42V44H104V48H106L105 49V51H103L104 50V48L102 47V48H100V50H98L97 51V55H96V57H91V58H93V60L90 58V57H87V58H85V59H83V60H87L88 61V63H87V61L85 62V61H83V60H81V61H83L82 63H87V64H89V66L90 65H92L93 63L95 64V65H93L92 66V68H91V66H90V69L89 70H92V71H94L95 72V70H97V72H96V79H97V76L99 75L100 77H102V78H100V82L99 81H96V79L95 80H92L93 82H91V81H89V80H91V78H89L90 76V74L91 73H93V72H88V73H85V74H83L81 71H76L75 72V76H74V79H76V80H78V81H75V80H73V84L71 83L70 85H72L71 87H75L76 85L78 86H76V88H77V90H79V92H80V90H81V92H80V98L77 100V101H75V103L76 104H79V103H82V102H86L87 100H88V96H89V92H84V90L86 91L87 89H88V87H89V89H92V88H96V86L98 87L97 89L100 91H102V92H100V94H101V100H104L105 101V99H106V101H109L110 100V102H115L116 100H117V98L119 97V95H121L122 97H120V105H118L117 107H119V109L121 110V112H119V114H121V115H124V113H128L127 111H129L131 108H132V106H131V108H130V105L132 104L133 105V111L131 110V112H129V113H132V117H136L135 119H134V124H138V130H139V133L142 131V133H140V139L139 140H135L134 141V143L131 145V147H132V150L134 151L135 150V152H133L134 153V156H135V158H134V160L136 161V160H140V162L139 163H141L143 160L141 159V158H139V155H145V152L148 154L149 152H151L152 150H153V148L155 147V146H157L158 148H159V150H161V151H159V152H164L163 154H165V153H167V151H168V149H167V146H168V148H169V151L170 152H175V153H178V155L179 156H181V149H179V148H182L181 146H183V144L184 143H181V142H179V143H177L176 144V146H175V144L174 143H176V142H178V140H179V137L181 136V132H183L184 130H185V128H186V130H189V131H187V137H190V138H187L188 139V142H189V144L187 145V143H185L188 147H190L192 144V146H196V147H198V146H200V141L199 140H202V141H204V143H205V141H206V143H208L209 145H207V146H209V148H210V150L212 151L213 149L215 150H213L211 153H212V156H213V152H216V150L217 149H221L220 150V152L222 153V154H230L229 155V158H231L229 161L230 162H228V165L226 166V167H224L225 168V170L223 169V171H222V173H223V176H226V177H228V181L229 182H231V184H232V186H233V189L235 190V192H238L240 195V198L241 199H243V197L245 196L246 198H247V200H246V202L244 203V207H250V208H252V209H254V214H253V216L252 217H250L249 219H248V223L247 224H243V226L240 228V229H238L236 232H235V234H236V237H238V238H236L235 237V240H233L234 242L236 241V239H237V241H239V242H237V244L242 248V249H245V247L248 249V251L247 252H245L244 251V254L246 255V256H248V255H250L251 254V250L252 251H254V250H256V254L257 255H259L258 257H260L259 259H257L256 261H257V264H260V261L262 260V259H264V254H262L261 253V249H262V247H264V207H262V208H258L257 206H256V204H252V203H250L251 201V197H253L254 198V194H253V192H251V193H248V192H246V188H245V186L247 185V184H251V186L254 184V183H256V184H258L259 185V182H258V179H259V177H261L262 175H261V173L262 174H264V166H263V163H261V161L263 160L264 161V158L263 159H258L257 157H256V155L257 154H259V153H263L264 151H257V149H259V147L261 146V147H263L264 145H261L260 144V140L262 139V138H264V123H261L260 122V120H258V119H256V117L252 114V113H255V112H257L256 111V107H258V112H260V118L261 119H264V111H262L261 109H260V104H261V99H260V97L257 95V93H259L260 94V96H264V80H262L261 79V76H260V73L261 72H264V70H263V66H260L259 64H260V62L259 61H256V59H255V61L253 60L254 58H243V61H242V58H239V59H237V58H235V57H237V56H235V54H233V52L231 53V51L229 50L228 51V48H229V46H228V44H221V46H222V49H223V53H225V54H222V56L224 57V56H226V64H228L229 62H230V64L231 63H233V65L231 64V65H229V66H231V67H234V70H235V73H236V75L239 73V75H237V77L240 79V80H242L241 82L243 83V87H233L234 85V83H232L233 81H231V80H229V79H227V78H225L224 79V82L225 81H227V83H228V80H229V83H230V86H228V87H224L225 88V90H223L224 88H221V87H219V89H221L220 91L218 90V88H217V86L215 85V80L217 79V78H220L219 76H216V75H214L213 74V72L212 71H209L210 72V74L209 73H205L206 72V67L208 68V65H209V62H211V57H212V55L214 56V57H212V58H215L216 56H215V53L213 54V52L212 53H208V50L207 51H205V49H203L201 52H200V54H197L196 56H198V55H200L199 57H197L196 58V56L195 55H193L192 54V52H191V55H190V57H189V54H187V56L186 55H184V54H186V53H188V52H186V53H182V55H181V53H178L177 55H180V56H175V57H173L174 59H173V62H174V60H175V62H174V65H176V66H174V68H175V70H176V68H179V63H180V58H181V56H182V58H188L189 57V59H191V60H187L189 63L187 64V73H186V71H178V69L176 70V75H177V77H176V79H179V80H177V82L176 81H174L175 82V84H174V82L173 81H171V79H168V83L170 84V86H169V84L167 83V85H168V87H166V96H167V98L166 97H164V99L162 100V96H165L164 94H163V92L161 93V92H158V91H156L155 89H154V87L156 88V89H158V88H160L161 87V83L159 82V80L157 79V78H153V75H151V76H149L148 77V79L150 78V80H148V79H144V77H146V75H147V73L145 72H143L142 74H140V76L142 77V79L141 78H139L138 80H136L134 83V87H136L137 85H139V82H140V91H141V93L139 92V91H136V92H132L130 95H128L127 93H123V94H121L120 92L121 91H115L116 90V87L119 89V90H122L123 88H124V86H125V84L127 83V81L129 80V76L130 75H126L125 74V76H124V74L122 75V70L124 69V66H125V63H127V61L132 57V54H131V52H126V51H121V52H117L116 50L118 49V48H124L125 46H126V44L128 43V42H130V40L129 39H131V42H133L132 43V45H134L135 43V40L136 39H133L132 37H133V35H132V33H133V31H130L131 29H132V27L134 26V27H137V30L138 31H142V30H144L148 25H150L152 22H146V19L145 18H147V16H148V14H152L153 16H156L157 14H158V12H157V10H158V5L161 3V2H165V3H167L169 6H175L176 5V3L179 1V0H140V4H141V11H137L136 10V0H120L121 2L123 1L124 3H122V4H120L121 2H119V0H118V3L120 4V7H119V4H117L118 5V9L117 8H115V10L113 9V2H115L116 0H105ZM111 2V4L109 5V3ZM167 1V2H166ZM263 2H264V0H262ZM92 2H93V4L94 3H96V2H98L97 0H92ZM0 3H1V0H0ZM125 3H127V4H125ZM174 3V4H173ZM239 3H240V5H244V1L243 0H239ZM130 4V6H127V5H129ZM158 4V5H157ZM84 5L85 4H82V6H81V10H86V8L85 7H87L86 5H85V7H84ZM126 6V7H125ZM84 9H83V8ZM10 8H11V6H10V4H6V6H5V11H8V10H10ZM144 8H147L148 9V11H147V13L145 14L144 12H143V9ZM153 12H157V14H155V13H153ZM86 13V12H85ZM91 13H94L95 14V16H92V18L93 17H95V19H92V21L91 22H93V20H96L97 19V17H103V15H101V14H99V15H96V12H94L93 10L91 11ZM116 13V14H115ZM5 15V13L3 14V15H1V16H4ZM20 15V14H19ZM87 15V14H86ZM182 14L181 13H176L175 14V16H174V19H176L175 20V23H178V21L182 18V16H181ZM159 17V15L157 16V18ZM141 19H144V20H141ZM155 21H157L156 19L155 20H153V23H155ZM185 22V21H184ZM152 23V24H153ZM23 25V22L22 23H19V24H17V25H20V26H22ZM111 24V25H110ZM110 25V26H109ZM3 28V29H2ZM23 28V27H22ZM6 29H8L9 30V28L7 27V28H5L4 27V25H3V23H2V21H1V19H0V100L4 97L3 95H6V93L10 90H13V89H15L16 87H19V88H17L18 90H13V91H11L12 93V95L11 96H9L8 97V99H7V102L8 101H10V102H13V101H16L18 98V95L20 96V95H24L25 94V92L24 91H26L25 90V87H26V89H27V91H26V94H27V92L29 91H31L32 89H34L35 87L33 86H31V85H29L28 83H29V81L30 80H28V78H29V74L27 75V73H25L24 71H22L24 68H22V69H20V68H17V66H19L20 64L17 62V61H15V60H12L11 59V55L14 53V51L16 52L18 49V46L16 47V46H14V47H10L11 46V43H9V42H6V40H5V38L8 36V30H6ZM79 29V28H78ZM29 32L31 31L30 29H27ZM26 30V31H27ZM164 30V29H163ZM163 30H160V32H162L163 33ZM41 31H43V29L41 30ZM109 32H110V30H108ZM107 31V32H108ZM131 32V33H130ZM46 33V32H45ZM124 33H126V34H124ZM129 35H128V34ZM44 34V33H43ZM128 35V36H127ZM165 35V34H164ZM163 34L162 35H159L160 37H159V42L161 43V44H164V45H161L160 47H161V49L163 50V53H164V51L166 52V53H162V51H161V49L159 50V48L155 51V52H161L164 56H166V55H168L169 54V52H171V51H173L174 49H170L169 50V48H172V46H171V41H169L168 43H166V42H164L165 41V36H164ZM215 37L217 36L218 37V34H216V32H215ZM239 35V34H238ZM253 35H255V38L258 40H261V36L260 35H256V32H254L253 31ZM135 36V35H134ZM13 38L12 39H14V37L15 36H12ZM123 38H124V40H123ZM107 40V41H106ZM118 40V41H117ZM258 40V41H259ZM114 41V42H113ZM112 42H113V44H112ZM184 42V43H183ZM185 42H186V44H185ZM40 43V42H39ZM111 43V44H110ZM117 43H119V44H117ZM181 43V45L182 44H184L183 46H187V41H181L180 42ZM107 44H108V46H107ZM261 44V43H260ZM116 45V46H115ZM118 45V46H117ZM180 45V44H179ZM225 45V46H224ZM264 45V44H263ZM42 46V48L44 49L43 51V53H42V56H43V59H42V61L43 60H45V58L46 57H48V56H50L51 55V53L52 52H50L48 49H49V47H48V45L47 46H45V45H41L40 44V46H38V47H41ZM44 46V47H43ZM163 46L165 47V48H163ZM114 47V48H113ZM116 47V48H115ZM260 47L261 48H263L264 46H261L260 45ZM260 47H258V49L260 48ZM41 48V49H42ZM63 50L65 51H63L64 52V55H65V53H66V55L65 56H68L69 55V50L67 49V47H65L64 45H63ZM177 48V47H176ZM251 48V49H250ZM254 47H247V48H245V49H247V52H250V50L252 51V50H256L257 49V47L255 48V49H253ZM16 49V50H15ZM152 48H150L149 49V51H148V53L150 52V51H152L151 50ZM230 49V48H229ZM159 50V51H158ZM169 51V52H168ZM226 51H227V53H226ZM104 52V53H103ZM126 52V53H125ZM174 52H176V51H174ZM263 52H264V49H263ZM201 53L203 54V55H201ZM99 54V55H98ZM208 54V55H207ZM228 54V55H227ZM230 54V55H229ZM103 55V56H102ZM162 55V56H163ZM171 55H173V53L171 54ZM206 55V56H205ZM233 55H234V58H233ZM194 56H195V58L197 59V61L195 60V58H194ZM203 56V57H202ZM99 57V58H98ZM106 59H105V58ZM180 57V58H179ZM11 59V61H9L10 59ZM89 58V59H88ZM98 58V59H97ZM101 58V59H100ZM102 58H103V60H102ZM112 58H113V62H110V61H112ZM193 58H194V61H193ZM209 58V59H208ZM91 59V60H90ZM107 59H109V60H107ZM77 60V59H76ZM76 60H71V61H69V63H73V65L74 66H72V67H77V63L79 62V60L78 61H76ZM234 60H236V61H234ZM80 61V62H81ZM98 61V62H97ZM100 61V62H99ZM104 61V62H103ZM119 63L120 61H121V63H119L118 65H117V62ZM204 63H203V62ZM208 61V62H207ZM232 61V62H231ZM242 61V62H241ZM92 62V63H91ZM102 62V63H101ZM108 62V63H107ZM190 62H192V64H190ZM194 62V63H193ZM198 62V63H197ZM241 62V63H240ZM42 63V62H41ZM105 63V64H104ZM110 63L111 64H113V65H110ZM115 63H116V65L119 67H117V69H118V71H117V69H116V65H115ZM100 64H101V67H100ZM134 64V63H133ZM150 64V63H149ZM149 64H148V67H149ZM152 64V63H151ZM153 64H154V62H153ZM153 64L152 65H150V67L151 68H154V66H153ZM156 64V63H155ZM203 64V65H202ZM225 64V65H226ZM17 65V66H16ZM76 65V66H75ZM142 64H138L137 66L139 67V69H140V71H144L145 70V67L147 66V65H145L144 67H142L141 66ZM189 65H191L190 67H189ZM194 65V66H193ZM235 65H236V67H235ZM240 65V66H239ZM14 66H15V69H14ZM100 67V68H98V67ZM106 66V67H105ZM108 66H109V68H110V72H109V68H108ZM161 66V64L159 63V64H157L156 65V67H160ZM120 67L122 68V69H120ZM136 67V64H134V67H133V69ZM191 69V71H189V68ZM217 67H220V64L218 63V66ZM19 69V72H18V70L17 69ZM95 68H98V69H95ZM103 68V69H102ZM143 68V69H142ZM11 69H14V73L16 72L17 73V75L15 76V77H17V78H14V77H12L14 74H13V72L11 71L10 72V70ZM113 69V70H112ZM193 69H195L196 70V72H195V74H194V76H193V73L192 72H194L193 71ZM239 69V70H238ZM15 70H17V71H15ZM100 70H102V71H100ZM112 70V71H111ZM121 70V71H120ZM205 70V71H204ZM45 71H47V68L45 69ZM99 71V72H98ZM236 71H238V72H236ZM22 72V73H21ZM79 72V73H78ZM82 74H81V73ZM103 72V73H102ZM184 72H185V74H184ZM192 73V75H191V73ZM12 73V74H11ZM121 74L122 75V77H123V82H122V85L121 86H119L118 87V84L117 83H119L118 81H120V78H122V77H120V75L119 74ZM179 73V74H178ZM244 73H248V75L249 76H252V79L251 80H249V79H247V77L244 75ZM255 73V74H254ZM21 74H24V75H26V76H21ZM146 74V75H145ZM182 74H184V76L182 75ZM201 75V78H199V77H197L198 75ZM211 74H212V77H214V78H211L210 76H211ZM12 75V76H11ZM80 75V76H79ZM85 75H87V76H85ZM92 75V74H91ZM102 75V76H101ZM144 75V76H143ZM20 76L21 77H25L24 79L22 78V79H20ZM78 76V77H77ZM84 76V77H83ZM167 76V75H166ZM180 76V77H179ZM193 76V77H192ZM10 77H11V79L12 80H15V82H13V81H9V80H11L10 79ZM76 77V78H75ZM152 77V78H151ZM185 77V78H184ZM187 77V78H186ZM203 77V78H202ZM78 78V79H77ZM99 78V77H98ZM128 78V79H127ZM193 78H195V80L193 81ZM198 78L201 80V82L199 83V81L200 80H198ZM255 80H254V79ZM19 79H20V81H19ZM61 79H62V76H61ZM125 79H127V80H125ZM182 80V82H181V80ZM214 81H213V80ZM258 79V80H257ZM98 80V79H97ZM122 80V79H121ZM146 80V81H145ZM257 80V82H258V84H259V86H257V84L255 83V81ZM97 83H96V82ZM142 81H144V83L142 82ZM152 81V82H151ZM186 81V82H185ZM208 81H211L212 83L211 84H208L207 82ZM14 84H13V83ZM75 82H78L77 84H74ZM85 82H87V83H85ZM90 82V83H89ZM173 83V84H171V83ZM179 82H180V86H179V88H178V90L179 91H177V86L179 85ZM7 83L9 84V87H7L8 85H7ZM12 83V84H11ZM27 83V85L25 86V84ZM92 83V84H91ZM142 83V84H141ZM151 83H152V85L154 84V86H151ZM178 83V84H177ZM198 83V84H197ZM214 83V84H213ZM232 83V84H231ZM3 84H4V87L6 86L7 87V89L6 90H4L3 89ZM6 84V85H5ZM89 84H91V86L89 85ZM124 84V85H123ZM183 84V85H182ZM213 84V85H212ZM249 84H251V89H252V91L249 93L248 92V85ZM13 85H14V87H13ZM23 85H24V87H23ZM173 85V86H172ZM203 85V86H202ZM223 85V84H222ZM232 85V86H231ZM11 86V87H10ZM27 86H29V88L27 87ZM31 86V87H30ZM171 86H172V88H171ZM175 86V87H174ZM184 86V87H183ZM198 86H200L199 88L201 89L200 90V94H202V95H198L197 93H195V90L198 88ZM226 86V85H225ZM236 86H238V85H236ZM24 88V91H23V88ZM144 89V91L142 90V88ZM153 87V89H151ZM182 87V88H181ZM12 88V89H11ZM79 88V89H78ZM176 88V89H175ZM244 89V91H242V90H239V89ZM109 89L111 90V91H109ZM150 89L151 90H153V91H150ZM183 89L184 91H181V90ZM3 90V91H2ZM172 90V91H171ZM205 90V91H204ZM6 91V92H5ZM17 91H19V92H17ZM146 91L148 92V94L149 95H147L146 97H144V99H142V97H143V95H145L144 93H146ZM171 91V92H170ZM177 91V93H180V92H182V93H180V94H182L183 96H185V97H187V106H186V111H188L189 112V114H191V117H190V115L187 113V117H186V111H181L180 110V108H177V109H174L173 111H171V112H169V113H167L166 112V114H165V112H163V111H165V109L167 108V106H172V107H175L176 105H177V101L176 100H173V95L175 94V92ZM213 91H215V93H216V95L215 96H213ZM14 92V93H13ZM65 92V93H64ZM63 92V94H61V97H59V98H56L55 100H53L54 102L55 101H57V104H59L60 102V100H62L63 101V105H62V107H63V109L62 108H60L59 109V111L64 115L66 112L68 113L70 110V108L72 107V105H73V103L72 104H70L69 103V105L67 104V102L69 101V99H68V97H67V94H69L68 92L66 93V91H64ZM117 94H116V93ZM139 92V93H138ZM143 92V93H142ZM150 92V93H149ZM155 92V93H154ZM159 94H161V95H158V93ZM173 92H174V94H173ZM193 92L195 93V94H193ZM208 92V93H207ZM51 93L53 94V91L51 90ZM87 93V95H85V94ZM136 93V94H135ZM138 93V94H137ZM153 93V94H152ZM168 93L171 95H168ZM224 93H226V94H224ZM235 93H239L240 95H236ZM3 94V95H2ZM15 94H17V95H15ZM25 94V97H23L22 98V100H24V98H27L26 99V101H28V96ZM50 93H48L47 95H49ZM82 94V95H81ZM134 94V95H133ZM141 96H140V95ZM151 94V95H150ZM157 94V95H156ZM192 94L193 95H196V96H192ZM205 94H207V96L205 95ZM103 95H105V96H103ZM127 95H128V97H127ZM136 95V96H135ZM210 95V96H209ZM230 97V98H232V100L228 97V96ZM16 96V98H14ZM123 96H124V98H123ZM131 96H132V98H131ZM139 96V97H138ZM188 96H189V98H188ZM201 96H206V98L207 99H205L204 101H202V100H200L201 98ZM103 97V98H102ZM136 97V98H135ZM193 97V98H192ZM195 97V98H194ZM105 98V99H104ZM125 98H127L126 99V101H124L125 100ZM129 99V100H128ZM139 99V100H138ZM163 102H161L160 100ZM168 99H169V101H168ZM190 99V100H189ZM197 99V100H196ZM20 101V103L19 104H17L19 107L18 108H20V107H22L23 105H25L26 103H24V102H26L25 100L24 101ZM68 100V101H67ZM128 100V101H127ZM134 100V101H133ZM141 100H143V101H141ZM206 100H208V102L206 101ZM229 100H230V103H229ZM234 100V101H233ZM127 102V104L129 105H125V103ZM130 101V102H129ZM156 101H158V103L156 102ZM160 101V102H159ZM195 101V102H194ZM197 101H198V103H197ZM223 101V102H222ZM248 101V102H247ZM251 101H253L254 103H255V105H256V107L255 108H252L251 107V105L253 104V102H252V104L250 103ZM132 102H134V104H135V106H134V104L132 103ZM143 102H144V104H143ZM168 102V103H167ZM170 102V103H169ZM173 102V103H172ZM122 103H124V107H122L123 105H122ZM155 103H157V104H155ZM172 103V104H171ZM203 103V104H202ZM20 104H22L21 106H20ZM143 104V105H142ZM153 104H154V106L156 105V107H153ZM196 104V105H195ZM207 104V105H206ZM211 104H213V106L211 105ZM248 104H250V105H248ZM163 105V106H162ZM209 105H210V107L212 106V109L211 108H209ZM140 106H142V107H140ZM190 106V107H189ZM205 106V107H204ZM206 106H207V108H206ZM215 106V107H214ZM127 107V108H126ZM164 107V108H163ZM177 107V106H176ZM124 108V109H123ZM127 110H126V109ZM149 108V109H148ZM152 108H154L153 109V111H152ZM192 108H195V109H192ZM217 108V109H216ZM150 109H151V111H150ZM190 109H192V112H191V110L189 111ZM197 109V110H196ZM209 109V110H208ZM214 110V111H211V110ZM89 110V109H88ZM88 110H86V112H84L81 116H79L81 119V123H83V118H84V115L85 114H87V112H88V114H89V111ZM146 110V111H145ZM208 110V111H207ZM217 110V111H216ZM219 110H221V115H220V113H218V111ZM149 112V114H147V113H145V112ZM159 111H161V114H163V117H165V116H167V117H165V119L161 116V114H160V112ZM178 111V112H177ZM124 112V113H123ZM154 112H155V114H156V116H155V114H154ZM173 112H175V116H173ZM177 112V113H176ZM184 112V113H183ZM209 112V113H208ZM214 112V113H213ZM136 113V114H135ZM212 113V114H211ZM216 113H218V115H219V117H217L215 114ZM222 113H223V116H222ZM158 114V115H157ZM159 114H160V116H159ZM172 114V115H171ZM183 114V115H182ZM205 114H206V118H205ZM136 115V116H135ZM149 115V116H148ZM165 115V116H164ZM189 115V116H188ZM193 115H198V116H193ZM83 116V117H82ZM153 117V116H155V117H153V118H151V117ZM151 118V121H156V120H158V119H163L162 121L161 120H158V122L159 121H161V123H162V127H163V129H166V130H164V131H167V132H165V134H156V136L154 137V135L152 136V135H150V136H152V137H149L148 138V136H149V133L148 132H146L145 130H143L142 129V127H143V125L142 124H144V121L145 120H147V118ZM161 117V118H160ZM171 117V120L169 119ZM174 117V118H173ZM199 118V119H197V118ZM222 119H221V118ZM149 118V119H150ZM156 118V119H155ZM166 118H168L169 119V122H168V119H166ZM187 118V119H186ZM189 118V119H188ZM194 118H195V120L196 121H198L197 123H199V121H200V123H201V126H203V130H202V132L201 131H199L200 133H195V132H198L196 129H197V126H196V124H195V122L194 121H192V120H194ZM201 118V119H200ZM218 118H220V119H218ZM250 118V119H249ZM155 119V120H154ZM174 119V120H173ZM192 119V120H191ZM217 119V120H216ZM247 119H248V122H249V124H251L252 125V129L254 128L255 129V127H256V129H260V131L259 132H256L255 134H253L250 130H251V125H249V124H247L248 122H247ZM141 120V121H140ZM175 120H177V122L175 121ZM182 121V122H184L185 124H181V125H179L180 123H182V122H180V121ZM184 120H187V121H184ZM218 120H220V121H218ZM223 120V121H222ZM233 120L235 121V124H233ZM246 120V121H245ZM138 121V122H137ZM166 121V122H165ZM212 121V123H210ZM137 122V123H136ZM168 122V124H165V123H167ZM171 122V123H170ZM187 122V123H186ZM194 122V123H193ZM220 122V123H219ZM72 123V122H71ZM141 123V124H140ZM175 123H176V125H175ZM209 123V124H208ZM217 123H218V125H217ZM222 123V124H221ZM225 123V124H224ZM67 124H69V123H66L65 125V128H64V130H63V134H65L66 135V137L67 138H64L63 140H61V141H59V143H58V145L56 146V147H54L51 151H47V150H49V149H44V150H42V151H40V152H38V153H36V155L37 154H39L40 156H38V158L36 157V155H34L35 157H36V159H35V157H31V158H29V159H27V160H25V159H19L20 157L18 156V158H17V155H13L12 157H11V159L7 156L6 157V161H16V162H20V165H18L19 166V173L20 174H26V176L23 174V175H20L19 174V176L20 177H18V180H27V178H28V176H29V178H28V186L30 187H32V189H33V191H32V189H31V187L29 188L27 185H23V189H24V192H26L27 191V189H28V191L30 190L31 191V193H30V191H29V193L28 192H26L27 194H25V196H23L24 195V192L21 190V189H19L17 192H19V197L21 198V208L18 206V208L17 207H14V209H11V211L10 210H8L6 213H8V214H5L4 213V215L2 214V217H1V215H0V218H4V217H6L8 220H6V218H4V219H1V221H0V253L1 252H3L4 254H6V255H2V254H0V264L2 263V264H13V258L14 257H20V255L22 254V253H29V254H32L36 259H42V258H44V257H46L49 253H55V254H57V255H63V254H65L66 253V251L69 249V239H68V237H67V235H65V234H63V231L66 229V227H67V221H69L71 218H69V219H66V220H62L59 224H57V222H55L56 221V219H57V217H58V215H61L60 213H61V211L63 210H67V209H70L74 214H73V216H71V217H73V218H76L75 220H76V224H77V222H78V227H77V230L79 231H77L76 233L78 234V241H79V243H77V244H74V246H77L78 247V251H79V253H78V251H75V252H77V253H75L74 252V254H72V256H71V260L73 259V257H74V259L72 260V262L74 263V264H85V263H89V264H100V260H98V258L96 257L97 255V252H95V251H98V250H102V249H108L106 246L107 245H109V244H112V245H119L120 247H121V249H119V251H120V254H126V252H124V250L122 249L124 246H126L125 244H127L128 246H127V248L126 247H124V248H126V249H129V247L131 248V247H134V245H135V247L136 248H139L140 249V251L142 250V249H144V251L142 250L140 253L141 254H143V255H141V254H139V255H141L142 257H145L144 255H148V256H146L145 258H148V257H151V259L152 260H158V259H161V260H165V262H168V261H172V264H186L187 262H189L190 261V259L191 260H193V259H195L196 257L195 256H197V253H198V250H199V248H200V246L203 244V243H205V242H208L211 238H212V236H213V234L215 233V231H216V224L214 223V224H212V223H209L210 222V218L209 219H207V220H205V218L204 219H202V220H200L199 222H197L196 223V221H195V218L192 216V214L190 215V218L191 219H189L190 220V222L191 223H195V227L192 229V227H191V224H190V227H189V223L188 224H186L185 223V220L187 219V217H186V219H183L182 217H181V215H182V212H179L178 214V220H179V222H180V225H181V231L180 232H182V231H185V233H180L179 232V230H177V232H176V230L174 231V230H172L173 232H172V234H171V236H170V234H165V232H166V224H167V219L166 218H164V217H162V215H160L159 213H160V211L159 210H157V211H155L156 213H158V217H156L155 218V213L154 214H152V216H153V218H154V221H153V223H148V221L147 220H149V219H151L150 217H151V213H148L149 212V210H148V208L147 207H145V205L143 204L144 203V201H143V198H144V200H147V197H146V193H147V190H146V192H145V194L143 195V197H142V194L140 193V190H139V187H141V188H144L145 189V186L144 185H146L144 182H146V183H148L147 182V178H146V176L145 175H143L141 172H143L144 173V171L142 170V171H137V173L135 174V173H133V170H131V168L132 167H134L135 165L133 164L132 166H131V168H129L128 166H127V162H128V159L129 158H131V155H133V153H130L129 154V156L127 155L128 153V149H127V151L126 152H121L120 151V149L118 148V150L117 151H120V152H118V154H120V155H123L124 157H125V160H126V162H125V160H124V164L122 165V164H120L119 163V161L117 162V160H113V158H111V157H106V159L105 158H100V157H103V155H100V156H97V147H101L102 148V150L104 151V150H106V149H109L108 147H106V146H104V145H101V144H99L98 142L97 143H95V141H97L96 139L97 138H95L94 140H93V142L96 144L95 146H94V148L92 149V151L91 152H89V153H83V156H82V154L80 153V152H82L83 151V148H82V146H84V143H81L80 142V138H78V137H74V138H70V136H71V131H69L70 130V128H68L67 127ZM192 124V125H191ZM205 124H207V126L205 125ZM212 124V125H211ZM167 125V126H166ZM174 125V126H173ZM214 125V126H213ZM218 126L217 128H218V130H217V128H216V126ZM255 125V126H254ZM169 126V127H168ZM172 126V127H171ZM193 126V127H192ZM224 126V127H223ZM243 126H245V127H243ZM254 126V127H253ZM67 127V128H66ZM100 127V128H99ZM104 127V128H103ZM127 127L130 129V127L129 126H126V129H127ZM168 129H167V128ZM174 127H175V129H174ZM178 127V128H177ZM179 127L181 128L180 130H178L179 129ZM206 127V128H205ZM247 127H249V128H247ZM106 128V129H105ZM141 128V129H140ZM177 128V129H176ZM193 128V129H192ZM247 128V129H246ZM103 129H105V130H103L104 131V134L107 132L108 134H112V135H114L111 139V141L112 142H110V140H107V142L108 143H110V144H108V145H114V144H116V143H118V141H119V137H121V135L119 134L120 133V131H119V129H117L116 127H114L113 126V128H112V126L111 127H107V126H105V125H102V124H100L99 126H98V129L96 130V133L98 134L99 132H102V130ZM113 129V130H112ZM173 131H172V130ZM221 129V130H220ZM224 131H223V130ZM249 129V130H248ZM100 130V131H99ZM112 130V131H111ZM176 130V131H175ZM193 130H196V131H193ZM206 130L208 131V132H206ZM245 130V131H244ZM116 131V132H115ZM178 131V132H177ZM205 133H204V132ZM244 131V132H243ZM67 134H66V133ZM70 133V134H69ZM83 133L86 135V133L84 132V130H83ZM91 132H88L87 134H90ZM106 133V134H107ZM220 133V134H219ZM221 133L222 134H224V135H221ZM233 133L235 134V138H233ZM250 133V134H249ZM69 134V135H68ZM97 134H96V136H97ZM120 136H119V135ZM173 135L174 136V139H173V136H168V135ZM177 136H176V135ZM189 134V135H188ZM191 134V135H190ZM204 134H208V135H204ZM244 134V135H243ZM247 134V135H246ZM146 135V136H145ZM226 135V136H225ZM118 136V137H117ZM162 136L164 137L163 139H162ZM168 136V137H167ZM199 138H198V137ZM202 136V137H201ZM204 136V137H203ZM208 136V137H207ZM214 136V137H213ZM222 140V141H224L225 143H223V145H221V146H223V147H220V145H216V144H213L214 143V141H215V139L217 140V138L218 137ZM223 138H222V137ZM146 138V141H141V140H143L142 138ZM201 137V138H200ZM226 137V138H225ZM249 137V138H248ZM76 138H78L79 139V141H78V139H77V141H76ZM152 138H154V139H152V142H150L151 141V139ZM161 138V139H160ZM195 138V139H194ZM205 140H204V139ZM215 138V139H214ZM219 138H218V140H219ZM225 138V139H224ZM150 139V140H149ZM164 139H165V141H164ZM169 139V140H168ZM197 139V140H196ZM212 139V140H211ZM214 139V140H213ZM228 139V140H227ZM246 139H248L249 141H247ZM71 140V141H70ZM73 140V141H72ZM74 140H75V142H74ZM157 140V141H156ZM161 140H163V141H161ZM166 140H167V142H168V144H167V142H166ZM172 140V141H171ZM208 140V141H207ZM220 140V141H221ZM226 140V141H225ZM244 140V141H243ZM105 141V140H104ZM137 141H138V143H137ZM141 141V142H140ZM197 141V142H196ZM213 141V142H212ZM243 141V142H242ZM246 141V142H245ZM53 142V140H52V138H51V143ZM58 142V141H57ZM68 142V143H67ZM70 142V143H69ZM81 144H80V143ZM146 142V143H145ZM162 142H163V144H162ZM166 142V143H165ZM192 142V143H191ZM136 143V144H135ZM154 143V144H153ZM156 143V144H155ZM159 143V144H158ZM170 143V144H169ZM249 143H250V145H249ZM70 144H71V146H70ZM143 144V145H142ZM151 144V145H150ZM179 144V145H178ZM212 144V145H211ZM230 146H228V145ZM81 145V146H80ZM145 145V146H144ZM147 145H150V147L148 148L149 150H147ZM164 145H165V147H164ZM59 146V147H58ZM60 146L63 148H60ZM69 146H70V148H69ZM103 146L105 147L104 149H103ZM174 146V147H173ZM186 146V147H187ZM214 146V147H213ZM227 146H228V148H227ZM165 149H164V148ZM176 147V148H175ZM179 147V148H178ZM216 147V148H215ZM70 150H69V149ZM76 148V149H75ZM82 148V149H81ZM114 148H116V147H114ZM137 148L139 149V150H137ZM175 148V149H174ZM56 149V150H55ZM61 149V150H60ZM66 149H67V151H66ZM95 149V150H94ZM146 149V150H145ZM167 149V150H166ZM232 149V150H231ZM81 150V151H80ZM131 150V149H130ZM173 150H175V151H173ZM47 153H46V152ZM63 151V152H62ZM67 153H66V152ZM96 151V152H95ZM138 151H139V155H138ZM145 151V152H144ZM52 154H51V153ZM54 152H55V154H54ZM57 152H59V153H57ZM68 152H69V156H68ZM93 152V153H92ZM144 152V153H143ZM41 153H42V155H41ZM73 153V154H72ZM44 154H46V158L44 157L45 155ZM48 154V155H47ZM50 154V155H49ZM67 154V155H66ZM86 154H88V155H86ZM51 155H53V156H51ZM70 155H71V157H70ZM74 155H76V156H74ZM86 155V156H85ZM92 155V156H91ZM48 156V157H47ZM60 156V157H59ZM82 156V157H81ZM87 157L86 159H85V157ZM89 156H91V157H89ZM211 156V157H212ZM15 157V158H14ZM46 159V160H44V158ZM54 158V160L55 161H53V158ZM59 157V158H58ZM74 157V158H73ZM84 157V158H83ZM93 157V158H92ZM13 158V159H12ZM17 158V159H16ZM32 158H33V160H32ZM79 158V159H78ZM92 158V159H91ZM137 158V159H136ZM8 159V160H7ZM15 159V160H14ZM31 159V160H30ZM34 159H35V161L37 162V165H36V163H35V161H34ZM42 159V160H41ZM57 159V160H56ZM72 159V160H71ZM83 159V160H82ZM85 159V160H84ZM89 159V160H88ZM98 159H101V160H99L98 161ZM108 159V160H107ZM110 159V160H109ZM112 159V160H111ZM23 160H24V163H23ZM38 160V161H37ZM70 160H71V162H70ZM90 160H92V161H90ZM93 160H94V162H93ZM133 160V161H134ZM234 160V161H233ZM238 160H240L241 162H239L238 163ZM249 160V161H248ZM22 161V162H21ZM27 161V162H26ZM29 161H30V163H29ZM31 161H32V163H34L33 165H31L32 163H31ZM34 161V162H33ZM48 161V162H47ZM53 161V162H52ZM73 161H75V162H73ZM104 161V162H103ZM107 161V164H108V166L109 167H111V169L107 166V164L105 165V162ZM108 161H110V162H108ZM114 163H113V162ZM183 161H184V157L183 158H181V160L180 161H177L174 165L176 166V167H179L181 170L183 169ZM233 161V163H231ZM40 164H39V163ZM51 162L53 163V165H50L51 164ZM54 162H56V164L54 163ZM91 162H93V163H91ZM168 162L170 163V162H172L173 163V161L172 160H168ZM23 165H22V164ZM27 163V164H26ZM45 163V164H44ZM46 163L48 164L47 166H46ZM64 163V164H63ZM84 163V164H83ZM91 163V164H90ZM111 163V164H110ZM179 163V164H178ZM231 163V164H230ZM262 165H261V164ZM61 164H63L62 166H65V168L64 167H62V169L60 170V166H61ZM81 164V165H80ZM92 164H93V166H92ZM97 164V165H96ZM235 164V165H234ZM24 165H25V167H26V170H25V167H24ZM41 165V166H40ZM80 165V166H79ZM83 165H85V166H83ZM241 165V166H240ZM255 165H256V168H255ZM261 165V166H260ZM31 166H33V167H31ZM37 166H39V169H38V167ZM42 166H44V168L42 167ZM46 166V167H45ZM72 166V167H71ZM77 168H76V167ZM91 166V167H90ZM117 167V169H116V167ZM119 166V167H118ZM181 166V167H180ZM231 166V167H230ZM238 166V167H237ZM249 166H251V167H249ZM260 166V167H259ZM22 167H23V169H22ZM29 167H31L30 168V170H29ZM40 167H42V169H40ZM49 167V168H48ZM57 167H59L58 169H56ZM74 167V168H73ZM84 167V168H83ZM100 167H102L101 168V170H100ZM105 167H106V169H105ZM112 167H113V170H112ZM253 167V168H252ZM35 170H34V169ZM51 168V169H50ZM74 170H73V169ZM93 168V171L91 170ZM107 168L110 170V172L112 171L113 172V174H111L110 172H108L109 170H107ZM121 168V169H120ZM233 168V169H232ZM258 168H261V169H258ZM37 169V170H36ZM44 169V170H43ZM54 169H56L57 171H58V174H57V171L55 170V172H54ZM86 169V170H85ZM115 169V170H114ZM237 169V170H236ZM253 169L255 170V171H253ZM40 170V171H39ZM80 172H79V171ZM82 170V171H81ZM87 170H89L87 173H86V171ZM90 170H91V172H90ZM95 170V171H94ZM97 170H99V173H98V171ZM105 170H106V172H105ZM121 170V171H120ZM250 170H251V172H250ZM263 170V171H262ZM30 171V172H29ZM35 171H36V173H35ZM49 173H48V172ZM97 171V172H96ZM102 171V172H101ZM118 171H120L119 172V174H118ZM136 171V170H135ZM245 171H247V173L245 172ZM26 172V173H25ZM37 172H39L38 174H37ZM46 172V173H45ZM89 172H90V174H89ZM98 173V174H96V173ZM122 172L124 173V175L122 174ZM225 172V173H224ZM228 172V173H227ZM236 172H238V173H236ZM245 172V173H244ZM254 172H256V174H252V173H254ZM31 173V174H30ZM42 175H41V174ZM44 173V174H43ZM51 173V175H53V177H51V175L49 176V174ZM110 173V174H109ZM31 176H30V175ZM33 174H35V175H33ZM46 174V175H45ZM95 174V176L93 177V175ZM107 174H108V176H107ZM138 174V175H137ZM245 174H246V177H245ZM37 175L40 177H37ZM43 175H44V177H43ZM48 175V176H47ZM97 175V176H96ZM109 175H111V176H113V177H109ZM116 177H115V176ZM119 175V176H118ZM121 175H122V177H121ZM237 175V176H236ZM251 175H252V177H251ZM68 176H69V178H68ZM70 176H71V178H70ZM102 176H106L107 178H102ZM136 176V177H135ZM141 176V177H140ZM240 176V177H239ZM253 176H255V177H253ZM34 179H33V178ZM37 177V178H36ZM58 177V178H57ZM118 177H121V178H118ZM246 179H245V178ZM22 178V179H21ZM26 178V179H25ZM31 178V179H30ZM39 178V179H38ZM50 178V180H52V182L49 180L48 181V179ZM52 178V179H51ZM63 178H65V179H63ZM93 178H95V180H97L96 182H94V179ZM102 178V179H101ZM116 178V180L114 181V179ZM123 178H125V180L127 181V182H125V180H124V183L121 185L120 183H122V181H123ZM140 178V180L141 181H138V179ZM142 178V179H141ZM146 178V179H145ZM234 178H236V179H234ZM252 178H254V179H252ZM33 179V180H32ZM43 180V183H42V185H41V182H42V180ZM45 179V180H44ZM56 179V180H55ZM101 179V180H100ZM121 179H122V181H121ZM133 179V180H132ZM143 179H144V181H143ZM245 179V180H244ZM252 179V180H251ZM36 180V181H35ZM93 180V181H92ZM101 182H100V181ZM102 180H105V182L103 181L102 182ZM111 180H112V182H111ZM235 180V181H234ZM243 180V181H242ZM249 180H251V181H249ZM50 182V184L48 183V185H47V182ZM57 183H56V182ZM66 181H69V183L67 184L66 183ZM133 181H135V183H133ZM136 181H137V185H136ZM143 181V182H142ZM253 181V182H252ZM32 182V184L30 185L29 183H31ZM36 184H35V183ZM38 182V183H37ZM55 182V183H54ZM94 182V183H93ZM114 182H115V184H116V186H115V184H114ZM139 182H141V184H139ZM251 182V183H250ZM33 183H34V185H33ZM40 183V184H39ZM44 183H46V186H45V184ZM52 183V184H51ZM64 183V184H63ZM127 183H131V186L129 185H127ZM240 185H239V184ZM243 183V184H242ZM245 183H247V184H245ZM37 184H38V186H37ZM43 184H44V189H43V187H41V186H43ZM54 184V185H53ZM65 184H66V186H65ZM107 184V185H106ZM126 184V185H125ZM62 185H64V186H62ZM89 185V186H88ZM245 185V186H244ZM28 188H27V187ZM40 186V188H38ZM50 186L51 187H53V188H50ZM89 187L88 189H87V187ZM110 186H111V190H109L110 189ZM128 186V187H127ZM34 187H35V189H37V190H35L34 189ZM37 187V188H36ZM46 187H48V188H46ZM59 187H61V188H59ZM62 187H63V189H62ZM115 187V188H114ZM118 187V188H117ZM136 187V188H135ZM243 187V188H242ZM27 188V189H26ZM116 188L118 189V191L119 190H121V191H119V192H117L116 193ZM128 188V189H127ZM153 188H155V186H153ZM48 189V190H47ZM52 190V192H50L51 190ZM54 189V190H53ZM61 189V190H60ZM72 189V190H71ZM105 189H107V191L105 190ZM244 190V192H243V190ZM21 190V191H20ZM42 190H44L45 192L43 193V191ZM50 190V191H49ZM126 190V191H125ZM135 190H137V191H135ZM253 189H251V191H252ZM69 191H71L70 193H69ZM23 192V193H22ZM48 192V193H47ZM68 192V193H67ZM105 192H108V193H105ZM125 192H127V193H125ZM261 192H263V190L261 191ZM51 193V194H50ZM71 193H73V194H71ZM103 193H104V195H103ZM110 193V194H109ZM118 193L121 195H118ZM122 193V194H121ZM125 193V194H124ZM134 194V195H132V194ZM139 193V194H138ZM22 194V195H21ZM49 196V198L48 199H46L45 197H48L47 195ZM55 194V195H54ZM65 194V195H64ZM247 194V195H246ZM45 195V196H44ZM117 197H116V196ZM126 195V196H125ZM138 195V196H137ZM28 196V197H27ZM65 196V197H64ZM75 196H76V198H75ZM106 196V197H105ZM108 196V197H107ZM110 196V197H109ZM134 196V197H133ZM248 196V197H247ZM23 197V198H22ZM29 199V201H28V199ZM51 197H55V198H57V200L59 201V203L57 204L56 203V201H53V200H51L50 198ZM66 197H71L70 199H69V202L68 203H66V202H64L63 201V199L64 198H66ZM131 197V198H130ZM26 198V200L27 201H25L24 199ZM105 198H107V201L105 200ZM136 198H138V199H136ZM140 198H141V200H140ZM146 198V199H145ZM250 198V199H249ZM136 201H135V200ZM24 202H23V201ZM131 200H132V202H131ZM137 201H139V202H137ZM141 201H142V203H141ZM22 202H23V204H22ZM73 202V204L71 205V203ZM249 202V203H248ZM63 203H65V204H63ZM76 203V204H75ZM138 203V204H137ZM232 203H233V201H232ZM231 203V204H232ZM235 204H237L238 202H234ZM67 204V205H66ZM78 204V205H77ZM143 204V205H142ZM247 204H248V206H247ZM69 205V206H68ZM77 205V206H76ZM114 205V206H113ZM74 208H73V207ZM138 206V207H137ZM253 206V207H252ZM254 206H256L258 209H260V210H258V209H256V208H254ZM69 207V208H68ZM131 207H132V209H131ZM143 207H145V209H147V210H145ZM16 208V209H15ZM64 208V209H63ZM73 208V209H72ZM88 208H90V211L88 212V214L87 215H85V213H86V211H87V209ZM144 210H143V209ZM79 209V210H78ZM142 209V210H141ZM25 210V211H24ZM78 210V211H77ZM133 210V211H132ZM140 210V211H139ZM262 210V211H261ZM22 211H24V212H22ZM28 211V212H27ZM135 211V212H134ZM143 211V212H142ZM27 212V214H25ZM129 212H131V214L129 213ZM134 212V213H133ZM137 212V213H136ZM262 214H261V213ZM10 213L11 214H13V215H10ZM20 213V214H19ZM24 213V214H23ZM77 213V214H76ZM128 213V214H127ZM140 213V214H139ZM143 213V214H142ZM137 214V215H136ZM209 214L211 215V212H209ZM219 214V213H218ZM10 215V216H9ZM127 215V216H126ZM150 215V216H149ZM8 216V217H7ZM74 216H76V217H74ZM137 216V217H136ZM140 216V217H139ZM142 216V217H141ZM145 218H144V217ZM12 217V218H11ZM127 217V218H126ZM129 217H130V219H129ZM131 217H132V219H131ZM162 217V218H161ZM180 217H181V219H180ZM134 218V219H133ZM141 218V219H140ZM157 218H158V222L156 221L157 220ZM160 218V219H159ZM78 219V220H77ZM144 219V220H143ZM262 221H261V220ZM5 220V221H4ZM11 220V221H10ZM130 220V221H129ZM134 220V221H133ZM161 220V222H159ZM162 220H164V221H162ZM181 220V221H180ZM206 222H205V221ZM8 221V222H7ZM122 221V222H121ZM136 221V222H135ZM138 221V222H137ZM147 221V222H146ZM212 221V220H211ZM2 222H4V223H2ZM5 222H7V223H5ZM129 224V226H128V224ZM132 224H131V223ZM134 222V223H133ZM144 222V223H143ZM164 222V223H163ZM165 222H166V224H165ZM182 222V223H181ZM120 223V224H119ZM122 223H124L123 225H122ZM136 223H139V224H136ZM147 223V224H146ZM200 223H202V224H200ZM206 223V224H205ZM126 224V225H125ZM160 224V225H159ZM163 225V227H162V225ZM199 224V225H198ZM1 225H3V226H1ZM119 225H122V227L125 225L126 226V228L128 229V231H126L127 229L125 228V227H121V226H119ZM135 225V226H134ZM139 225V226H138ZM143 225H145L143 228H142V226ZM187 227H186V226ZM209 225H212L211 226V228H209ZM132 226V227H131ZM148 226H149V228H148ZM153 226V227H152ZM160 226V227H159ZM169 227H172V228H174L173 227V225L172 224H169L168 225ZM258 226V227H257ZM262 226V227H261ZM57 227V228H56ZM120 227V228H119ZM134 227V228H133ZM151 227V228H150ZM202 227V228H201ZM207 227V228H206ZM140 228H142V229H140ZM153 228H154V233H156L155 235H152L151 236V234L153 233ZM190 228V229H189ZM261 228V229H260ZM56 229H58V230H56ZM120 229L122 230L121 232H120ZM134 229H137V230H134ZM146 229V230H145ZM156 229V230H155ZM159 229L161 230L160 232H159ZM245 229H247V230H250L252 233H253V235H251V236H247V235H244L243 233H244V231H245ZM119 230V231H118ZM123 230L126 232H124V234H122L123 233ZM130 230V231H129ZM141 230V231H140ZM191 230V231H190ZM194 230V231H193ZM199 230V231H198ZM208 230V231H207ZM239 230H241V231H239ZM138 231V232H137ZM150 231H152V232H150ZM157 231V232H156ZM201 231V232H200ZM263 231V232H262ZM128 232V233H127ZM130 232V233H129ZM135 235H133L132 233ZM135 232V233H134ZM139 232H143L144 234L143 235H145V236H143L142 235V233H140L139 234ZM146 232V233H145ZM200 234L199 236H197L198 235V233ZM206 232V233H205ZM211 232V233H210ZM58 233H61V234H58ZM117 233V234H116ZM120 233V234H119ZM137 233V234H136ZM151 233V234H150ZM157 233H158V235H157ZM177 235H175V234ZM63 234V235H62ZM126 234H128V235H126ZM160 234H163L162 235V237H161V235ZM212 234V235H211ZM120 235V236H119ZM129 235H131V236H129ZM175 235V236H174ZM182 235H184V236H182ZM185 235H187L186 237H185ZM193 235V236H192ZM59 236H62L61 237V239L60 240H64L63 241V244H62V247L61 248H58V246L57 247H55L56 245H58V244H56V241H55V239H56V237H59ZM66 236V237H65ZM118 236V237H117ZM126 236H127V238H126ZM128 236H129V238H128ZM138 236V240L137 239H135L136 237ZM146 236H147V238H146ZM157 236H159L158 238H157ZM171 238H170V237ZM179 236H181V238L179 237ZM195 236H197L198 238H196ZM65 237V238H64ZM124 237H125V240H124ZM134 237V238H133ZM140 237H141V239H140ZM150 237H152V238H150ZM157 239H156V238ZM164 237V238H163ZM175 237V238H174ZM176 237H177V240H176ZM191 237V238H190ZM195 237V238H194ZM60 238V237H59ZM87 238V239H86ZM111 238V239H110ZM115 238H117L118 240H114ZM134 239L133 240V242L132 241H130L131 239ZM149 238V239H148ZM163 238V239H162ZM166 238H168L167 240H166ZM240 238H241V241H240ZM121 239V240H120ZM155 239L156 240H158V243H156L157 241H155ZM175 241H174V240ZM197 239V240H196ZM86 240V241H85ZM97 240H99V241H97ZM101 240V241H100ZM112 240H114V241H112ZM127 240V241H126ZM136 240H137V242H136ZM143 240V241H142ZM144 240H147V242L146 241H144ZM150 240H151V242H150ZM152 240H153V243H152ZM161 240V241H160ZM170 240V241H169ZM193 240V241H192ZM253 240H255L256 241V243L254 244V246H252L253 245V243L255 242H253ZM85 241V242H84ZM117 241V242H116ZM119 241V242H118ZM121 241H123V242H121ZM140 241V242H139ZM164 241H165V243H164ZM188 241V242H187ZM232 241V242H233ZM101 242V243H100ZM125 242V243H124ZM133 243V244H131V243ZM146 242V243H145ZM163 242V243H162ZM168 242V243H167ZM253 242V243H252ZM90 243V244H89ZM95 243V244H94ZM122 243H124V245L122 244ZM128 243H130V244H128ZM137 243H139V244H137ZM143 243V244H142ZM145 243V244H144ZM154 243L156 244V246L154 245ZM160 243H161V245L163 246H161L160 245ZM184 243H186V244H184ZM190 243V244H189ZM252 243V244H251ZM93 244H94V246H93ZM101 244V245H100ZM123 245V246H121V245ZM142 244V245H141ZM168 244V245H167ZM188 244V245H187ZM96 245V246H95ZM98 245V246H97ZM130 245V246H129ZM154 245V247H152ZM191 245V246H190ZM64 246H66V247H64ZM104 246V247H103ZM160 246V247H159ZM98 249H97V248ZM147 247V248H146ZM150 247V248H149ZM167 247V248H166ZM2 248V249H1ZM67 248V249H66ZM88 248V249H87ZM145 248L148 250H145ZM165 248H166V251H165ZM169 248H170V250L172 251V254L170 255V253H167V251H170L169 250ZM150 249V250H149ZM151 249H152V252H151ZM154 249H158L157 251H159L160 249V253H158L156 250H154ZM164 251H163V250ZM264 249V248H263ZM63 250V251H62ZM88 250H89V252H91L92 250H93V252L95 253V254H93V257H92V255H90L89 254V252H88ZM95 250V251H94ZM85 251V253H83V252ZM22 252V253H21ZM88 252V253H87ZM146 252V254H144ZM147 252H148V254H147ZM153 253V254H152ZM155 253V254H154ZM152 254V255H151ZM163 254V255H162ZM13 256V258H8V256ZM76 255H78V257L76 256ZM168 255V256H167ZM88 258H87V257ZM138 256V255H137ZM155 256V257H154ZM156 256H158V257H156ZM160 256V257H159ZM166 256V257H165ZM126 257H128L127 255H126ZM162 257V258H161ZM164 257H165V259H164ZM195 257V258H194ZM21 258V257H20ZM75 258H77V259H75ZM84 258V259H83ZM138 258L140 259V256H138ZM168 258V259H167ZM9 259H11V260H9ZM79 259H80V261H79ZM83 259V260H82ZM86 259V260H85ZM170 259V260H169ZM95 260V261H94ZM168 260V261H167ZM11 261V262H10ZM77 262V263H76ZM194 263V262H193ZM188 264V263H187ZM190 264V263H189ZM195 264V263H194Z\"/></svg>", "mask_w": 264, "mask_h": 264}, {"label": "snow or ice", "instance_id": "6c2138e0", "mask_svg": "<svg viewBox=\"0 0 264 264\" xmlns=\"http://www.w3.org/2000/svg\"><path fill=\"white\" fill-rule=\"evenodd\" d=\"M184 2L187 3L188 0H184ZM157 7H159V5H158ZM216 7H220V5H216ZM224 7L227 8V7H229V5H225ZM100 10L103 11V9H100ZM136 10H137V11H141L140 0H136ZM13 11H14V9H13ZM147 11H148L147 8H144V9H143V12H144L145 14L147 13ZM187 14H188V13H185V16H186ZM109 15H111V13H109ZM196 15H197V17H199L200 13L197 12ZM134 16H135V13H134ZM93 19H95V17H93ZM229 22H230V21H229ZM181 25L183 26V21H181ZM160 26H161V28L163 29V23H162V22L160 23ZM44 27H47V25H44ZM117 34H119V33H117ZM45 46H47V45H45ZM33 47H35V45H33ZM41 59H43V57H41ZM157 63H159V61H158ZM169 63H170V64H173V67L175 66V65H174V62L169 61ZM62 71H63V69H62ZM254 74H255V73H254ZM237 75H239V73H238ZM244 75L247 77V79H249V80L252 79V76H249L248 73H244ZM260 76H261V79L264 80V72H261V73H260ZM226 78L229 79V80L235 79L234 76H227ZM194 80H195V78H193V81H194ZM85 83H87V82H85ZM207 83H208V84H211L212 82H211V81H208ZM219 87L224 88L225 85H220ZM233 87L235 88V87H238V86H235V85H234ZM109 91H111V90L109 89ZM181 91H184V90L182 89ZM251 91H252V89H251V84H249V85H248V92L250 93ZM235 94H236V95H240L239 93H235ZM215 95H216V93H215V91H213V96H215ZM257 95L260 97V99H261V101H262L261 104H260V109H261L262 111H264V96H260L259 93H257ZM53 99L55 100L56 98H53ZM222 102H223V101H222ZM90 106H91V105H90ZM251 107H252V108H255L256 105H255V104H252ZM42 109H44V105H43V104H40V107H39V108H36V109H33V110L36 112V115L39 116V113H40V111H41ZM120 111H121V110L119 109V107H117V111H116V113H112V115L115 116V115H116L117 113H119ZM252 114L256 117V119L260 120L261 123H264V119H261V118H260V112H255V113H252ZM61 115H62V113L57 112V113H55V118H56L57 120H59L60 117H61ZM98 115H100V114H99V113H93V114H92L93 119H95V117L98 116ZM124 115H125L126 117H130V116L132 115V113H124ZM205 118H206V114H205ZM16 119H17V121H19V117H17ZM5 123H7V121H5ZM73 123H76V114H75V113H72V123L67 124V127H68V128H71ZM233 124H235V121H234V120H233ZM65 126H66V125H65L64 123H61V124L59 125V127L56 128V133H59V132L63 131L64 128H65ZM77 127H79L78 124H77ZM97 128H98V126H96V125H92L91 127H89V125L85 124L84 132H85V133L91 132L92 137L95 139V138H96V130H97ZM250 131H251L253 134H255L256 132H259L260 129H251ZM2 132H3V129H0V133H2ZM34 134H36L35 131H34ZM233 138H235V134H234V133H233ZM136 139L139 140L140 137H136ZM85 141H86V136H85V135H81V136H80V142H81V143H84ZM11 143H12L13 145H15L16 147H19V145L15 144V141H11ZM23 143H25V141L21 140V141H20V144H23ZM98 143L101 144V145H104V146L108 147L109 149L114 148V147H118V148L121 149V152H126V151H127V146H126V145L119 144V143H116V144H114V145H108L107 142L104 141L103 137H100ZM260 144H261V145H264V138H262V139L260 140ZM138 150H139V149H138ZM4 151H7V149H4ZM153 151H154V152H158V151H159V148L156 147V148L153 149ZM257 151H264V147H261V148L257 149ZM100 155H101V150H100V148H97V156H100ZM17 158H18V157H17ZM112 158L115 159V160H117V161H119L120 164H122V165L124 164L125 157H124L123 155L116 154V153L113 152V153H112ZM149 160H150L149 157H146V158H145V162H148ZM139 162H140L139 160L133 161L131 158H129V159H128V162H127V166H128L129 168H131V166H132L133 164H138ZM239 162H241V161L238 160V163H239ZM249 167H251V166H249ZM155 170L159 171V169H155ZM140 171H142V170H140ZM142 174L145 175V176H147V173H143V172H142ZM161 182H162V181H161ZM133 183H135V181H133ZM45 198L48 199L49 197H45ZM50 199L53 200V201H56L57 204L59 203V201H58L57 198H55V197H51ZM105 200L107 201V198H105ZM113 206H114V205H113ZM216 206H217V207H220V208L223 207V204L221 203V201H220L219 198H217V205H216ZM233 206H234V205L229 204V207H233ZM204 218H205V220L211 218V220L214 222V221L216 220L217 217H216L215 215H211V216H210L209 213L205 212V213H204ZM220 219H221V221H222L223 224H225V225L228 224V221H227V219L224 217V214H223V213L220 214ZM239 219H240L241 222H243L244 224H247V223H248L247 221L244 220L243 216H240ZM77 227H78L77 224H73V225H72V230L75 231V229H76ZM231 227H232V228H235V227H237V225H232ZM209 228H211V225H209ZM243 234H244V235H247V236H251V235H253V233H252L250 230H247V229H245V231H244ZM152 235H155V233H152ZM162 235H163V234H161V237H162ZM235 237H236V234H235V233H233L232 235H226V238H227V240H228L229 242H232L233 240H235ZM73 242H74V243H79L78 240H74ZM106 247L109 248V249H113V248H114V249L116 250V253H117V255H116V259H111V253H109L108 264H126V259H125L126 255H127V256H134V255L140 253V249H139V248H136V249H135V253L120 254V251H119L120 246H119L118 244H117V245L109 244V245H107ZM237 247H238V249H239V245H237ZM243 250H244L245 252L248 251L247 248H245V249H243ZM165 251H166V249H165ZM226 251H228L229 253H231L232 249H231V248H227ZM142 262H143V264H151V262H150L149 260H147L145 257H141L140 259H134V260L131 261V264H142ZM15 264H19V261L15 262ZM31 264H47V262H46L45 260H43V259H39V260H33V261L31 262ZM100 264H104V261L101 260V261H100ZM160 264H164V261H161ZM168 264H172V261H168ZM251 264H257V261H256L255 259H253V260L251 261Z\"/></svg>", "mask_w": 264, "mask_h": 264}, {"label": "trees", "instance_id": "16d2710c", "mask_svg": "<svg viewBox=\"0 0 264 264\" xmlns=\"http://www.w3.org/2000/svg\"><path fill=\"white\" fill-rule=\"evenodd\" d=\"M89 211H90V208H88V209H87V211H86L85 215H87Z\"/></svg>", "mask_w": 264, "mask_h": 264}]
</instances>
